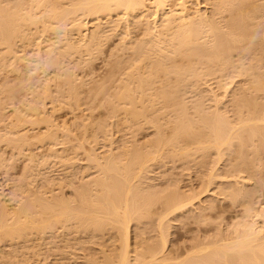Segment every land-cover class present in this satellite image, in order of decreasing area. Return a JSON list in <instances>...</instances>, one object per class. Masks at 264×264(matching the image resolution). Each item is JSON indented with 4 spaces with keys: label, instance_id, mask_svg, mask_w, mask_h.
<instances>
[{
    "label": "rangeland",
    "instance_id": "rangeland-1",
    "mask_svg": "<svg viewBox=\"0 0 264 264\" xmlns=\"http://www.w3.org/2000/svg\"><path fill=\"white\" fill-rule=\"evenodd\" d=\"M3 0H0V7H2V3H3V6H7V5H9V7H11V6H15V4H14V2L16 3L17 2V0L15 1H13V0H4L3 2H2ZM9 1H11L12 3L10 4V2ZM64 1L65 0H63V2H61V3H64ZM152 0H148V5L150 4L149 2H151ZM173 1V0H172ZM192 1V2H191ZM209 1V2H208ZM197 0V2L194 0H190V2H191V4H189V5H191V7H192V3H193V7L192 8H200V9H202V11H204L205 10V12L204 13H208L209 14V11L210 12H212L210 9H212V1H214V0ZM8 2H9V4H8ZM66 2V1H65ZM196 2V3H195ZM210 2H211V4H210ZM6 3V4H5ZM18 3H19V0H18ZM17 3V4H18ZM175 3V0L172 2V4L171 3H169L170 4V6L171 5H175L174 4ZM13 4V5H12ZM66 4V3H65ZM146 4V5H147ZM151 4H152V2H151ZM150 4V5H151ZM196 4H199V7H198V5H196ZM208 4V5H207ZM210 4V5H209ZM13 6V7H14ZM169 6V7H170ZM8 8V7H7ZM194 9H192L193 11H194ZM197 9H195V10H197ZM209 10V11H208ZM193 11H192V13H193ZM207 11V12H206ZM41 12H39L38 14L39 15H41L40 14ZM119 13V14H118ZM118 13H116V12H114V14H113V12H112V14L108 17V16H106V18H105V16H103V15H99L100 16V18H101V22H100V19L98 20L97 19V16L96 17H94V19L92 18V17H89V18H84L82 21H85V22H90L92 25H90L89 24V26H91V27H89V28H91V30L94 28V25H97L96 23H98L97 22V20L100 22V23H98V24H101V28H102V30H103V35H102V37H103V44H101L99 47H93V49H96V50H94L93 51V49H92V51L91 52H85L84 53V51L83 50H81V53H76L77 55H75V56H77L76 57V59L73 61V60H71V57H70V60L71 61H69V57L67 58V57H65L64 56V58H67L66 60L67 61H69L68 63H67V61L64 59V58H62V61H63V63H62V61H61V58H59V62H61L60 63V65H57V67L56 66H52V68H50L51 66H49L50 65V63H49V65H48V63L47 62H50V61H52L53 59H51V58H53V57H55L56 56V54H53L52 56L53 57H51L50 56V61H47L46 59H44V58H46L45 56H47V59L49 60V58H48V51H50L49 49H53L52 51L53 52H51V53H58V52H60V54H62L61 53V49H62V51H64V49H65V51H66V48L68 47V45L66 46V44L64 43L65 41H67L68 43L70 42V37L72 36H70V37H68L69 39V41L66 39V38H64V34L63 33H60V32H62V31H60V32H58L59 33V35H57V34H53L52 32H50V30H49V28H53V30L55 31V25L52 27V26H50L49 27V25L48 24H50L48 21H47V19H45L44 20V22H43V25H45V21H47V23H46V25L45 26H47V29H46V27H45V29H46V33H43V31H44V26H43V29L41 28L42 26H41V22H38L40 25H36L35 27H36V30L38 29V31H39V34L37 35V32L38 31H36V30H34V25H32L31 27V30H30V32L29 31H27L26 29H25V32L27 33V35L25 34V38L23 37V35H20V37H22V39L20 40L19 38L20 37H18V39L20 40H18L17 39V41L18 42H16V40H14L15 41V43L13 44V47H15V50H14V48L12 47V50L14 51V52H16V54L12 51V50H9V52H11L12 51V53L13 54H15V56L17 55V56H19V59H20V61H21V63H19L20 61H19V59H18V57H17V59L15 60V62L17 61H19L18 63L16 62V64H19L18 65V67H17V65H15L16 67H13L14 65H12L13 63H11V66H9L8 64H10L7 60H9V59H7V57L8 56H6V54L5 53H7V52H5V50H4V55L2 56L1 55V52L3 51V48L5 47H1L2 48V51L0 50V58L2 59V57H3V59H5L4 60V62L5 61H7V63L5 64V65H8V66H5V67H2V64L3 63H1L0 65V69H1V67H2V69L0 70V206H1V208L2 209H0V215H2V214H5V211H6V213L8 212V210H9V214L11 213V216H10V219L11 220H13L14 218V216L12 217V215H14L16 212V216H17V214H18V212H20L22 209H20V208H22V206L24 207V208H26V206H27V203H31V204H33L34 203V205L36 206H34L35 208V210H37L36 211V214H37V217H36V215H33V216H35L37 219H39V220H42V219H40V218H38V217H42L43 215H44V217H45V213H43V215L41 216V215H39L41 212H43L44 211V209H46L47 207V205H48V201H49V203L52 201L53 202V200L54 201H57V199L55 200L54 199V197H56L57 198V195H58V199L60 200L59 201V203H61V200L64 202V204L66 203V204H68V205H66V206H70V207H72L69 211H72L73 209V212H75V211H77V212H75L76 214H71L70 212H67V214H69V216L70 215H72V218H70V217H68V219L70 218V220H67V219H64V220H62V222L64 223L65 222V224L63 225V223L61 222V223H58L57 224V222H56V225H54L53 224V226H57L56 228L54 227V229L52 228V226H48V225H46L45 226V224L43 225H41V224H38V225H35V226H32L34 229L29 233V231H27L28 233H26V235H24L25 237H26V239L25 238H21V240H23L22 242H21V240L20 239H18V237H13L14 239H16L15 241H13V238L11 237V238H9V239H6V237L4 238L2 235V237L0 238L1 240V242H0V264H92V262H93V260L95 261V259H97L95 262H97L96 264H100V263H105V261H106V259H104V256H106L107 258H108V255H110L111 253V255L109 256V259H107V261H106V263L108 262V261H110V259L111 258H115L114 257V255H118V253L120 252L119 250H120V248H121V244H122V241L121 240H119V239H121V238H119V237H121V235H118L120 232V230H118V228L120 229V227L119 226H116V227H114V224H113V222H112V220H111V222L108 220V219H106V217L104 216V215H106V214H102V211L105 209V205H104V208H103V210H101L102 209V207H101V209H100V211H101V213H100V211L98 212L97 210L99 209H97V208H94V206L92 205V207H90L91 205L89 204L88 206L89 207H85V205L89 202L90 203V200H88V201H86L87 203H85L84 201L85 200H87L88 198L89 199H93V200H91V201H93V204L95 203V202H97V201H94V200H97V199H99L100 200V202L101 201H104L105 200V196H107V195H112L113 194V192H111L110 190L111 189H113L114 190V196L115 197H113V195H112V197L110 198V195L108 196V197H106V202H107V198L108 199H112V201H113V199H114V201L115 202H118V201H116L117 199H119V198H117L116 196H117V194L116 193H120V189L122 188V187H120V185L121 186H123L124 185V182L125 181H122L123 180V178L122 177H124V180H126L127 181V178H129V177H127L126 178V176H125V174L126 173H124V172H127V173H129L130 174V171H131V167L132 166H137V163L140 165V163L143 165H141V167L144 169H142V171L143 172H140L141 174H142V176L143 175H145V178H144V176L142 177L143 179H142V181L141 180H138L139 178L138 177H136V179L138 180V182H137V180L135 179V181H136V183L134 182V183H132V185L133 184H135L134 186H132L133 188H134V190L138 187H142V189L145 187V188H147V187H150V188H147L148 190H145V188H144V190H142L141 189V187H140V189L138 190L139 191V193L136 191H134V193H137V194H140L141 193V191L140 190H142V191H146V192H148L149 190V192L150 193H152L151 195L149 194H145L146 196H147V198L148 199H145V198H140L137 194L136 195H134V197L136 196L137 198H138V200L137 199H134V197L132 196V194H131V196H132V198L134 199V200H136L137 202L139 201V198H140V200L142 199V203L144 204L145 202L143 201V199L144 200H149V202H150V200H152L153 201V203L151 204V202H150V204L149 203H145V207H147L146 205H150V207L148 206L145 210H143V207L144 206H141V207H138L140 204H141V202H140V204H139V202H138V208L137 209H139V208H141V210H143L142 211V213L140 214L139 212H138V214L137 215H135L134 216V218H133V220L131 221V226H130V242L132 243L131 244V247L132 246H134L133 247V249H131L132 251L133 250H137V248L140 250V251H143V249L145 248V246H147V244L148 245H151V244H149V243H156V245H158L159 246V244H160V240H162V239H160V235H161V233H160V231H158V229H159V221L161 220L160 219V217L161 216H163L162 214H165V211L167 212V209H165V207L167 208V205H165L166 203H164L165 201L166 202H170L171 204H173L172 203V201H174L175 203L177 202V200H178V197H179V200H180V198H181V196H182V201H187V199H188V201H190L189 200V196H186V195H190V198H191V201L193 202V203H195L193 206H192V208H190L189 206V208L191 209H189L188 207V211H181L180 213H179V211L178 212H175V214H173V215H171L170 217H167V219L165 220V222H167V220H168V225L167 226H169V231H168V229H167V231H168V233H167V231H164V232H166L165 233V237H166V235L168 236V252L167 253H170L171 251L170 250H173L174 252H175V249L177 250H179V252L181 251V249H183V251L185 250V249H188V251H189V249L192 247V245L193 246H195V247H197L198 245L200 246V245H206V244H209V243H223V241H224V243L225 242H232L233 240H236L237 238H239V237H242L241 235H243V236H245L246 235V233L247 232H250L251 234H254L255 232H258L261 228H264V167H262V166H260L259 168H263V170H262V172H261V169H256V168H254V166H257V168H258V165H257V163L258 164H261L260 162H259V157L258 158H256V156H254V154H253V157L252 158H256L257 160H258V162L254 159V160H252V161H256L257 163H255V162H252V164L253 163H255L256 165H254L253 167L251 166V164H250V162L251 161H249V163L247 164V162H246V164H247V166L245 165V164H243L242 163V160H241V158L240 159H238V157L236 158V156H237V154L239 155V153H240V157H242V156H245L246 154L245 153H247V155L249 156V154H248V150L246 151L245 149H246V147H247V149H248V147L250 148V147H252L251 145H252V143H257V141H255L257 138H252V136H251V138H249V136L248 137H244L242 134V137H244V139L245 140H248L249 139V141L250 142H245V144H246V147H244L243 146V148H239L238 149V147H237V149H236V145H237V143L236 142H234V144L236 143V145L234 146V144H233V146H234V148H233V146H232V148H231V152L228 150H226L225 151V148L227 147V146H225V148L223 149H221V151H223L222 153H220V155L219 156H217L218 155V153L220 152V150H219V152H216L215 150L216 149H214L213 150V152L212 151H208V154H207V151H206V148H204L207 144H208V141H209V139L207 140V138H208V136H206L207 134L206 133H208V132H206L205 133V131L207 130V129H205V126H201L200 124L202 123V121L200 122L199 120H198V118H200L199 116H200V114H199V116H198V118H197V110L199 111L200 109H201V113H203V111L205 112V115H206V113H213L214 112V109L217 107L216 105H219L220 104V106H219V108H221L220 110H222L221 111V113L223 114V115H221L220 114V110H218V111H215V115L214 114H210L211 115V117L214 115L215 117H217V112H219V114L223 117V116H226V115H228V116H226L227 117V119H228V117L229 116H231V117H229V121L230 122H228V121H226L227 123H228V125H230L231 124V122H233L234 124H232V125H230V126H235V125H237V124H239L240 122L238 121V120H240V118H239V116L241 117L242 115H243V117H241V119L243 118V119H249L248 117H247V114H249V109L247 108V112L245 111L246 110V105L245 104H243V102H241V103H239V104H241V105H239L238 104V106H241L240 107V109H236L237 108V106L235 107V104L237 105V103L239 102V101H237L236 102V97L237 98H239L240 97V95L242 96V95H244V94H242V92L245 90L246 92H248L247 90H248V88L249 87H253L252 88V90L254 89V86H250V85H252V84H249V82L251 83V81H249L248 79H249V76H247V75H245V74H243L242 73V69H239V68H244L243 66H240L241 65V62L239 61V60H237L238 59V57H236V54H237V56H238V52H236V53H234L233 55H234V57H233V59L231 58L229 61H232V63H230V64H234V63H236V65L237 64H239V66L237 65V67H236V65H235V67H234V65H233V67H232V65H228V66H231L230 68L229 67H227V71L228 72H226V73H224L223 74V77H222V74H220V73H217L215 76H214V74H213V76H209L208 78H205L204 79V82H199V79L197 80L198 82H195L194 80H192L193 81V83L192 82H189V81H187V83H192L193 85H194V83H196L195 85L197 86V85H199V84H201L202 83V85H199V86H201V87H192L193 85H190V84H187V83H185V84H187V86H185L184 85V87L185 88H191V89H193V90H189L188 89V91L185 89V88H183L182 87V89H185V91H181L184 95H182V94H180V93H178L179 94V96L180 95H182V97L180 96H178V94H176L177 95V97L178 98H181L180 100H182V101H179L178 99H177V101L179 102V103H181L182 105H184V107H185V104L186 105H188V106H186V107H188V110H187V108H186V110L188 111H186L185 110V115H186V112H187V114L189 115V114H191L194 110L193 109H190V108H195L196 106L195 105H193L192 104V101H193V103L195 104V103H197L196 105H201V104H203V105H201V107H205L204 109L203 108H201V107H199L200 109H198L197 108V110H195V112H196V114H195V112H193L196 116H195V118H194V115H193V121L195 122V120L196 121H199V122H197V124H195L193 121H191V116L192 115H190V116H187L188 117V120H189V118H191L190 119V122H193L194 124H192L191 125V123H190V125H188V127L187 128H189V127H191L192 126V130H194V131H192L191 130V132H192V134L193 135H195V133H197L198 135H199V133H201L200 135H202L201 137H198V138H194L195 140H196V143H198L197 141L198 140H200L201 138L203 139V136H204V138H205V136L207 137L206 138V140H207V142H203V144H202V141H206V140H200L201 141V143L199 142L198 144H196L195 143V141H194V139H193V136H192V134H190L191 132H188L187 130L188 129H186L185 131H183L181 134L183 135L184 133H186V136H188V135H190L189 137H191L192 136V139L190 138V139H188V138H186V136H185V134L183 135V136H185V137H183V139L186 141V142H188V141H192L191 143H193V141H194V144L195 145H201V146H195L194 144H192V145H194V147L196 148V149H199V150H196V152L195 151H191V149L193 148L194 150H195V148L191 145V147L192 148H189L190 146H188V148L190 149V151L189 150H187L188 152H190V153H188L189 155H188V157H187V151H185V152H179V150L180 149H182L183 147L181 146L180 147V149L178 148V146L177 147H175L174 148V145L172 144L171 146H172V149L174 148V149H177L178 148V150L176 151V150H174L176 153H175V156L174 155H172L171 153L172 152H174V151H172V149H171V146L169 145V143H168V145L170 146L169 148H170V154L173 156V157H171V155L170 156H168V151H169V148H168V145L166 146H164L163 148H162V145H160V143H156V146H155V142H157L158 141V139L156 140H154V138H153V136L154 137H156V134H157V132L159 133V128L160 127H162L161 129H162V132H161V129H160V133L159 134H162L163 132H165V133H163V135L161 136V135H159L158 134V138L160 139V140H162V138H164L163 139V142H167L166 141V137H167V135H169L167 138V140L169 141V139L170 140H174L175 138L174 137H172L171 135L173 134V135H175L176 134V132H174V131H176V125L174 124L176 121H178V119L176 120V121H174L173 120V118H178V117H176V116H178V115H175V117H173V115H174V113H178L177 112V110H175L176 108H173V104L172 103H166L167 105L168 104H170V105H168V108H170L171 109V107H172V109H174V111L175 112H173V110L172 111H168V112H170V114L166 111V114H165V116H163V117H160V116H158V115H156L157 117H159L158 119L159 120H157V121H159L158 123H157V121L155 122V120L157 119V118H155V119H153L154 117H156L154 114H152V115H150V116H152L153 117V115H154V117L152 118H150V119H152V123H151V125L153 124V123H156V125L154 126V125H152V126H149V129H148V126L146 125V124H143V123H145V120L143 121L142 119H143V117H135L136 119H138L137 121L135 120V121H133L131 118H133L134 119V116L132 117V116H128L127 114L129 113V111L131 110V109H127V113H126V115H127V117H131L130 119L129 118H127V117H125L126 115L125 114H122V112H124V110H122V112L119 110V114L117 115V116H120V117H117L116 115H115V112L119 109V105H118V101L115 99V98H113V99H115L116 101H114V102H112V103H110L111 101H113V99L111 100V98H109L111 95H110V91H112V92H117L118 90H121L120 89V85H119V83L117 84V81H118V79L120 80V78L122 79V77L120 76V71L122 70V68H124V67H122V68H120L119 67V64L120 63H124V66H126L125 68H124V70L122 71L123 72V75L127 72V74L129 73V72H131V70L132 69H130V67L131 68H133L134 70H132L133 72L132 73H134L135 74V76L136 77H138V75H136L137 73H135V71H137V68H136V70H135V68H134V63L133 62H131V63H133V66H131L132 64H130V61L129 60H131V58H133V56L135 55V54H137V53H135L136 52V50L135 49H137V46H138V44L140 45L141 43L140 42H142V39H143V41H144V39H145V42H146V40L149 42L150 40V38L151 37H149L150 36V34H151V32H150V30H149V27L150 26H153L154 27V18L153 17H151V16H149V15H151V12H150V14L149 13H147V14H149L148 16H149V18L147 19V18H145L144 17V20L141 18V20H139L140 18V16L139 17H136V18H126L125 16H123V13L120 11V12H118ZM121 14V15H120ZM211 14V13H210ZM81 15V14H80ZM106 15V14H105ZM108 15V14H107ZM120 15V16H119ZM227 15V14H226ZM225 15V17H226V19L224 20V21H226L227 19L229 20V13H228V15L226 16ZM123 16V17H122ZM82 17V16H81ZM83 17H85L84 15H83ZM108 17V18H107ZM121 17V19H119ZM124 17H125V19L127 20V21H125V19H124ZM228 17V18H227ZM90 18H92V19H90ZM97 20H96V19ZM105 18V19H104ZM111 20H110V19ZM119 19V20H116V19ZM139 18V19H138ZM79 19H81V18H79ZM79 19H77V20H79ZM134 20V22H133V20ZM139 20V21H136V20ZM149 20L150 22H151V25L150 24H147V23H150L149 21H145V20ZM95 20V21H94ZM106 20H107V22H106ZM131 22H129V21ZM162 20V19H161ZM228 20L226 21V22H228ZM259 20V19H258ZM257 20V21H258ZM109 21H111L109 24H108V22ZM117 21V23H115ZM122 21H124V22H122ZM140 21H142V22H140ZM144 21V22H143ZM263 21V20H262ZM94 23V25H93V23ZM140 23V25L139 26H137V23ZM147 22V23H146ZM253 22V21H252ZM260 22H261V20H260ZM259 22V23H260ZM104 23V24H103ZM118 23H121V24H118ZM144 24V25H146V26H142V24ZM153 23V24H152ZM254 24H256V20H254V22H253ZM253 23H251V24H253ZM102 24H103V27H102ZM106 24V25H105ZM109 26H108V25ZM125 24L127 25V26H125ZM132 24V25H131ZM159 25H160V22L158 23ZM253 24V25H254ZM51 25V24H50ZM120 25V26H119ZM134 25V26H133ZM148 25H149V27H148ZM224 25H225V22H224ZM41 26V27H40ZM93 26V27H92ZM98 26V25H97ZM113 26V27H112ZM118 27L117 29H115L116 27ZM124 26V27H123ZM134 28V30H133V28ZM49 27V28H48ZM56 27H57V25H56ZM107 27V28H106ZM110 27H112V28H114V29H112V28H110ZM120 27V28H119ZM122 27V28H121ZM126 27V28H125ZM128 27V28H127ZM137 27V28H136ZM264 27V26H263ZM262 27V28H263ZM30 28V27H29ZM28 28V29H29ZM59 28V27H58ZM109 28V29H108ZM123 28H124V30H123ZM132 28V29H131ZM105 29V30H104ZM111 29V30H110ZM125 29H127V30H125ZM146 29H148V31L150 32V33H147L148 31L146 30ZM42 30V31H41ZM56 30H58L57 28H56ZM107 30V31H106ZM119 30V31H118ZM120 30H122V31H120ZM132 30V31H131ZM136 30V31H135ZM153 30V28L151 27V31ZM264 30V29H263ZM112 31H114V32H112ZM117 31H118V33H117ZM125 31V32H124ZM147 31V32H146ZM35 32V34H32V33H34ZM42 32V33H41ZM49 32V33H48ZM56 32V33H57ZM118 34H116V33ZM108 33V34H107ZM125 33V34H124ZM30 34V35H29ZM45 34V35H44ZM61 34L63 35V36H61ZM110 34L112 35V36H110ZM129 34V35H128ZM146 34H147V36L149 37L148 39H146L147 38V36H146ZM29 35V36H28ZM43 37H42V36ZM108 37H107V36ZM121 35H123V36H121ZM31 36V37H30ZM128 36H130V37H128ZM30 37V38H29ZM42 37V38H41ZM106 37V38H105ZM28 38V39H27ZM60 38V39H59ZM108 38V39H107ZM16 39V38H15ZM24 39V40H23ZM63 39H65V41L63 40ZM72 39H73V37H72ZM22 40H23V43L21 44V43H19V42H22ZM30 42H29V41ZM63 41V43H62V41ZM255 40V39H254ZM101 41H102V38H101ZM100 41V42H101ZM104 41H106V42H104ZM138 41H140V42H138ZM257 41L259 42L260 40H258V39H256V41H254V43H257ZM124 43L123 45H122V43ZM128 42V43H127ZM133 42H134V44H133ZM144 42V44L146 45L147 43H145ZM252 42V40L250 41V43ZM16 43H19V44H17L16 45ZM26 43V44H25ZM30 43V44H29ZM102 43V42H101ZM138 43V44H137ZM249 43V44H250ZM253 43V42H252ZM29 44V45H28ZM132 44V45H131ZM143 44V43H142ZM142 44L140 45V47L142 46ZM14 45H16V46H14ZM63 45V46H62ZM64 45L66 46V47H64ZM127 45V46H126ZM133 45H134V48H133ZM251 45V44H250ZM3 46V45H2ZM25 46V47H24ZM53 46V47H52ZM122 46V47H121ZM130 46V47H129ZM147 46V45H146ZM146 46H144V47H146ZM19 48V49H17V48ZM52 47V48H51ZM62 47H64V48H62ZM102 47H103V49H102ZM128 48V49H126V48ZM140 47H139V49H140ZM143 47V48H144ZM0 48V49H1ZM6 48V47H5ZM24 48H25V51H24ZM60 48V49H59ZM125 48V49H124ZM132 48V49H131ZM142 48V49H143ZM247 48H248V46H247ZM249 48H250V46H249ZM21 49V50H20ZM134 49V50H133ZM141 49V50H142ZM145 50H147L148 49V47L147 48H144ZM8 50V49H7ZM17 50H20L21 51V53H20V51L19 52H17ZM59 50V51H58ZM99 50V51H98ZM101 50V51H100ZM144 50V51H145ZM65 51H64V53L63 54H66L65 53ZM135 51V52H134ZM138 51H140V50H138ZM137 51V52H138ZM7 53V55H11L12 53ZM40 52V53H39ZM83 52V53H82ZM96 53V54H94V56H92V55H90V56H92V57H89L88 58V56H89V54L90 53ZM100 52V53H99ZM134 52V53H133ZM24 53V54H23ZM28 53V54H27ZM86 53L88 54V55H86ZM144 53H146V51L144 52ZM143 53V50L138 54L139 56H140V54L142 55V54H144ZM3 54V53H2ZM11 55L12 57L14 56V55ZM21 54H22V56H21ZM26 54V55H25ZM50 54V53H49ZM59 54V53H58ZM83 54H85V55H83ZM134 54V55H133ZM35 55H40L38 58H37V56H35ZM43 57H42V56ZM78 55H79V57H78ZM84 57H83V56ZM96 55V56H95ZM136 56L135 58H138L139 56ZM251 55H253V54H251ZM250 55V56H251ZM2 56V57H1ZM4 56H6L5 58H4ZM143 56V55H142ZM250 56L248 57V56H246V57H248V58H250ZM25 57V63H24V60H23V58ZM29 57H31V58H29ZM34 57H36L38 60L39 59H41L40 57H42V60H40V61H42L41 63H39L40 65L42 64V65H44L45 63H43L45 60L47 61H45L47 64V66H49L48 68H46L45 66H42V67H44V68H42L39 64H38V62H40V61H38L36 58H34ZM58 57V56H57ZM60 57V56H59ZM72 57H74V55L72 56ZM80 57L81 58H83V59H80ZM11 58V57H10ZM14 58V57H13ZM12 58V59H13ZM26 58H28L27 60H26ZM33 58V59H32ZM77 58L80 60H77ZM88 60H87V59ZM139 58H141V56L139 57ZM236 60H235V59ZM2 59V60H3ZM15 59V58H14ZM36 59V60H35ZM85 59V60H84ZM94 59V60H93ZM65 60V61H64ZM83 60H84V62H83ZM91 60H92V62H91ZM133 61H135V64L137 63V66H138V61L140 60V59H137V62H136V59L134 60V59H132ZM131 60V61H132ZM173 60V59H172ZM171 60V61H172ZM175 60H176V58H175ZM178 60V59H177ZM177 60L175 61V63L177 62ZM247 59H245L244 60V62H242V64L244 63L245 65L247 64V62L248 61H246ZM1 61V60H0ZM11 61V60H10ZM13 62H14V60H12ZM75 61H77V62H75ZM87 61V62H86ZM121 61V62H120ZM129 63H128V62ZM171 61H168L167 60V62H171ZM174 61V60H173ZM179 61V60H178ZM236 61V62H235ZM23 62V63H22ZM91 62V63H90ZM127 62V63H126ZM167 62H166V64H167ZM184 62V61H183ZM238 62V63H237ZM246 62V63H245ZM26 63H29V64H26ZM36 63L38 64V66L36 65ZM116 63H117V65H116ZM171 63H173V62H171ZM178 63V62H177ZM187 62H185V63H182L181 65L183 66V64L185 65ZM27 65V66H23V65ZM32 64H34L35 66H37V68L35 67V66H33ZM71 64V65H70ZM74 64H80V65H82V68H80L81 66L80 65H74ZM85 64V65H84ZM90 64V65H89ZM201 64L202 63H200V67H201ZM32 65V66H31ZM123 64H121L120 66H122ZM128 65L130 66V67H128ZM170 65V67L172 66V64H169ZM176 65H178V64H176ZM180 64H179V66H181ZM3 66H4V64H3ZM40 66V67H39ZM149 66V65H148ZM147 66V67H148ZM186 66V65H185ZM188 66V65H187ZM22 67V68H21ZM24 67V68H23ZM29 67H30V69H29ZM67 67H68V69L70 70H68L67 69ZM70 67H71V69H70ZM73 67V68H72ZM75 67V68H74ZM150 67V66H149ZM199 67V66H198ZM199 67V68H200ZM15 68V69H14ZM33 68H35V69H33ZM67 70H66V69ZM198 68V69H199ZM203 68V67H202ZM233 68H235V71L233 70ZM237 68V69H236ZM19 69V70H18ZM64 69V70H63ZM74 69H75V71H74ZM78 69V70H77ZM197 69V68H196ZM201 69V68H200ZM199 69V70H200ZM230 69V70H229ZM232 69V70H231ZM56 70V71H55ZM67 72H66V71ZM126 70V71H125ZM147 70V69H146ZM204 69H202L201 71H203ZM239 70V71H238ZM241 70V71H240ZM62 71H63V73H65V74H62ZM69 71V72H68ZM72 71V73H71V75H70V72ZM76 72V73H74V72ZM141 71V70H140ZM200 71V72H201ZM121 72V73H122ZM125 72V73H124ZM139 72V71H138ZM205 72H207L206 70H205ZM204 71L201 73L202 75L200 76V74H199V76L201 77V79L200 80H202L203 81V73L204 74H206ZM233 72V74H231ZM235 72V73H234ZM236 72H238V73H240L239 75L241 76V74H242V77H239V76H237L238 75V73H236ZM74 73V74H73ZM141 73V72H140ZM140 73H138V74H140ZM199 73V72H198ZM57 74V75H56ZM60 74H61V76H60ZM126 74V75H127ZM207 74H209V73H207ZM70 75V76H69ZM122 75V74H121ZM122 75V76H123ZM129 75H130V73H129ZM211 75H212V73H211ZM228 75H230V76H228ZM232 75V76H231ZM234 75V76H233ZM63 76H65V77H63ZM68 76L69 77H72L71 79L73 80L72 82H71V84H74L73 86H71L70 84V87H69V89H68V87L65 85V84H67V83H65V82H67L68 80H66V77L68 78ZM125 76V75H124ZM124 76H123V79L122 80H124V82L126 81V78H128V76H126L125 78H124ZM163 76V75H162ZM161 76V77H162ZM174 76V75H173ZM173 76H171L170 77V81L172 82V84H175V82L177 81V76L175 77L174 76V78L175 79H173ZM205 77L206 76H208V75H204ZM245 76V77H244ZM246 76H247V79H246ZM60 77V78H59ZM219 77V78H218ZM63 78H65V79H63ZM220 78H226V79H224L223 81H222V79L220 80ZM228 78V79H227ZM71 79H69V82H70V80ZM110 80V79H112V80H110V81H107V80ZM217 79V80H216ZM220 81H219V80ZM66 80V81H65ZM122 80H120V81H118V82H121ZM128 80H130V81H132L131 79H129L128 78ZM128 80L126 81V83H124V86H125V89H126V85H128V84H130V81H129V83H128ZM137 80V79H136ZM157 80V82H156V84L157 83H159L158 82V79H156ZM169 80H164V82L163 83H165V81H166V83H167V81H168V83H169ZM250 80H251V78H250ZM36 81H38V82H36ZM42 81H44V82H42ZM46 81H47V83H46ZM112 81V82H111ZM115 81V82H114ZM162 81H163V79H162ZM247 81H249V82H247ZM40 82H42V83H44V87L41 85L42 83H40ZM68 82V83H69ZM103 82H105V83H103ZM107 82H111V84L112 85H108L109 83H107ZM171 82L169 83V85L171 84ZM174 82V83H173ZM40 84L39 86L37 85V84ZM84 83V84H83ZM101 83L103 84V85H101ZM168 83L164 86V88L166 89V90H168ZM36 84V85H35ZM48 84V85H50V86H48V87H51V89L52 90H50V91H53L54 92V98L52 97L51 99H53V100H49V101H53V103L52 102H48V100H47V102H48V105H47V103H46V108H47V110H46V113H47V111L49 110L50 111V113H49V111H48V114H44L43 112H42V110L40 111V112H42V114H44V115H42V114H40V112L38 111V113L36 112V113H34V112H32V113H30V111L29 110H31L30 109V107L29 106H31L32 105V102L33 101H36V98H37V96H38V93H41V92H43L44 91V89H45V87H46V85ZM81 84V85H80ZM98 84V85H97ZM108 85V88L107 87H104V85ZM121 84H122V82H121ZM126 84V85H125ZM136 84V83H135ZM155 84V85H156ZM162 84V82H160V85ZM171 84V85H172ZM64 85V86H63ZM68 85V84H67ZM100 85L101 86H103V87H101V88H103V89H101L100 88ZM105 85V86H106ZM113 85H115V86H113ZM133 86H135L134 84H132ZM155 85H153V86H155ZM168 85V86H167ZM188 85H190L191 87H189ZM31 86V87H30ZM38 86V87H37ZM65 86L67 87V88H65ZM82 86H83V88H82ZM97 86V87H96ZM114 88H113V87ZM118 86H119V88H118ZM122 86H123V84H122ZM123 86V87H124ZM132 86V87H133ZM167 86V87H166ZM247 86V87H246ZM249 86V87H248ZM35 87H37V89L35 88ZM40 87V88H39ZM41 87H42V89L43 90H41ZM72 87V88H71ZM73 87L74 88H77L78 90H76L75 89V91H74V93L76 92L77 94L80 92V96H81V99H80V101H79V103H81V104H77L78 103V101H76L77 99H79V98H72V99H76V100H70L71 99V97L74 95V93H73V95L71 96V95H69V94H65L64 92H63V89H64V91L65 90H67V92L66 93H68L69 91H72V89H73ZM94 87H95V89H94ZM112 87V88H111ZM158 87V88H157ZM159 87L160 88H162L163 86H159L158 84L156 85V89H157V91H158V89H159ZM33 88H35V91L36 90H39L40 89V92H37L36 93V95L34 94L35 92H34V89ZM97 88L99 89V90H97ZM110 88V89H109ZM122 88V87H121ZM134 88V87H133ZM196 88H198V89H196ZM200 88V89H199ZM243 88H244V90H243ZM251 88H249L250 89V91H251ZM28 89V90H27ZM103 90H106V91H103L104 93L102 94V91ZM108 89V90H107ZM112 89V90H111ZM135 90L133 91V93H135V92H137V94L135 93V97L136 96H138V94H141L140 92H143L142 91V89L140 90V89H136V87L134 88ZM147 89V88H146ZM149 89V88H148ZM152 90H151V92H152V94H155V93H153V92H156V93H159L160 91H161V89H160V91L159 92H157L156 90H155V88H151ZM153 89L155 90V91H153ZM247 89V90H246ZM33 90V91H32ZM74 90V89H73ZM93 90V91H92ZM97 90V91H96ZM140 90V91H139ZM162 90H164L163 88H162ZM166 90H164L165 92H166ZM204 90H206V91H204ZM238 90H239V92H238ZM254 90H256V89H254ZM91 91L93 92V93H91ZM101 91V92H100ZM123 91H125V90H121V92H123ZM169 91H171L170 89H169ZM174 91V90H173ZM178 91H180V89L178 90ZM189 91H191V92H189ZM203 91V92H202ZM208 91V92H207ZM235 91V92H234ZM258 91V90H257ZM31 92H34V93H31ZM53 92H51V95L53 94ZM82 92V93H81ZM88 92H90L91 94H94V92H99V93H95L94 95H90V94H88ZM111 92V94H112V96H114L113 94L114 93H112ZM163 92V91H162ZM172 92V91H171ZM175 92V91H174ZM186 92V93H185ZM190 93V95H188V93ZM194 92V93H193ZM211 92V93H210ZM255 91H253V92H251V93H249L248 92V95H247V93H245L246 95H245V98H244V100H243V98H242V101H244V103L246 102L245 101V99L246 98H249L251 95H249V94H253ZM262 92H264V91H262ZM63 93L65 94V95H63ZM108 93V94H107ZM117 93H120V91L119 92H117ZM205 93V95H206V93L207 94H210V96L209 95H206L207 97H205V95H203ZM212 93H215V94H217L216 95V97L212 94ZM237 93H239V94H237ZM258 93H261V92H255V94H258ZM32 96H31V95ZM34 94V95H33ZM72 94V93H71ZM100 94V95H99ZM106 95L105 96V98H103L102 97V95ZM170 94V93H169ZM172 94H173V92H172ZM192 94H194V95H192ZM201 95V97H200V95ZM264 94V93H263ZM262 94V96H264ZM67 95H68V97L69 96H71V97H67ZM78 95V96H79ZM99 95V96H98ZM229 95V96H228ZM230 95H231V97H230ZM235 95V96H234ZM237 95V96H236ZM34 96V97H33ZM76 96V95H75ZM77 96V97H78ZM86 96H87V98H86ZM109 96V97H108ZM116 96V95H115ZM140 96V98H141V95H139ZM139 96L136 98V99H139ZM196 96H197V98H196ZM229 97V99H228V97ZM234 98H233V97ZM253 96H254V94L252 95V97H250V99H251V101H252V98H253ZM256 96V95H255ZM254 96V97H255ZM261 95H259L258 94V96H256V97H258L257 99H259V97H260ZM66 97L68 98V100L66 99ZM84 97V98H83ZM94 97V98H93ZM95 97H97V98H95ZM185 97V98H184ZM192 97H193V100H192ZM210 97V98H209ZM214 97V98H213ZM224 98L223 100H224V104L223 103H221V102H223V100L221 99V102L220 103H216L214 100L216 99V100H220V98ZM242 97H244V96H242ZM107 98H109V99H107ZM151 98V97H150ZM195 98V99H194ZM200 98H202L203 100H206V101H203L202 99V102H200L201 100H200ZM227 98V99H226ZM261 98V97H260ZM32 99H34L33 101H32ZM233 99V100H232ZM239 99H241V97L239 98ZM249 99V100H250ZM253 99H256V98H253ZM256 99V102H254L255 104H258V105H260V104H262L261 102H262V100L264 101V97H262V99H261V102H259L260 101V99L259 100H257ZM56 100V101H55ZM111 100V101H110ZM141 100V99H140ZM139 100V101H140ZM147 99H145V101L143 100V101H141V102H144V103H142L141 104V106H144V104L146 105V106H144L145 108L146 107H148V105L150 104V106L152 107V102L150 101V99L148 100V102H151V103H146L147 101H146ZM185 100L187 101V102H185ZM197 100V102H194V101H196ZM219 100H218V102H219ZM232 100V101H231ZM238 100V99H237ZM246 100H248V99H246ZM248 100V101H249ZM104 101V102H103ZM159 102H157L158 104L160 103V100H158ZM176 100H175V104H176V102H177ZM213 101V102H212ZM229 101V102H228ZM231 101V102H230ZM236 102V103H234L233 104V102ZM250 101V102H251ZM254 101V100H253ZM253 101H252V103H253ZM116 102V103H115ZM164 101H162L161 100V103L159 104V106H161V107H159L158 105L157 106H155L156 108H155V110H151L153 113L155 112V114H157V112H158V114L159 113H162L163 114V112L165 113V110L164 109H166V104H165V106H163L164 105V103H163ZM183 102H184V104H183ZM189 102V103H188ZM215 102V104H212V103H214ZM258 102V103H257ZM35 103V102H34ZM55 103V104H54ZM106 103H108V104H106ZM113 103L115 104L114 106H116V105H118V108L117 107H113L112 105H113ZM191 103V104H190ZM231 103V104H230ZM264 103V102H263ZM102 104V105H101ZM110 104V105H109ZM148 104V105H147ZM163 104V105H162ZM171 104H172V106H171ZM174 104V105H175ZM221 104L223 105L222 107H221ZM228 104H230V105H228ZM233 104V105H232ZM27 105H29L28 107H27ZM80 107H79V106ZM124 105V104H123ZM123 105H121V107H124ZM177 105V104H176ZM175 105V106H176ZM179 105V104H178ZM182 105H179L178 106V108L180 109V106H182ZM193 105V106H192ZM206 105V106H205ZM209 105V106H208ZM216 106V107H214V106ZM225 105H227V106H225ZM232 105V106H231ZM242 105H244V106H242ZM105 106V107H104ZM108 106V107H107ZM111 106V107H110ZM128 106V105H127ZM127 106H125V107H127ZM163 106V107H162ZM170 106V107H169ZM208 106V107H207ZM211 106V107H210ZM225 106V107H224ZM262 106H264V104H262L261 106H260V109L261 110H263L264 109V107H262ZM107 107V108H106ZM130 107H132V106H130ZM140 107V106H139ZM143 107V108H144ZM159 107V108H158ZM190 107V108H189ZM198 107V106H197ZM213 107V108H212ZM245 108L244 109V111H245V115H246V117H245V115L244 114H241V115H237V113H238V111L237 110H241L242 108ZM29 108V109H28ZM110 108H111V110H110ZM117 108V110L115 111V109ZM129 108V107H128ZM137 108H138V104H137V106H136V110H137ZM141 108V107H140ZM139 108V110H143V108H141L140 109ZM144 108V109H145ZM154 108V107H153ZM161 108H162V110H161ZM164 108V109H163ZM208 108V109H207ZM218 107L216 108V109H219ZM223 108H224V110H223ZM263 108V109H262ZM112 109H114V110H112ZM121 109V108H120ZM148 109V108H147ZM147 109H145V110H147ZM151 109V108H150ZM158 109V110H157ZM196 109V108H195ZM202 109H203V111H202ZM234 109V110H233ZM110 110V111H109ZM129 110V111H128ZM135 110V108H134V112L136 111ZM139 110H137L138 112H141V111H139ZM145 110H143V111H145ZM149 110V109H148ZM159 110H161V111H159ZM164 110V111H163ZM169 110V109H168ZM189 110H190V113H189ZM193 110V111H192ZM29 111V112H28ZM112 111V112H111ZM133 111V110H132ZM230 113H229V112ZM243 111V110H242ZM108 112H110V113H108ZM131 112V111H130ZM152 112H150V110H149V113H152ZM223 112H225V113H223ZM25 113H27V114H25ZM30 113V114H29ZM113 113V114H112ZM116 113H118V112H116ZM125 113V112H124ZM131 113H133V112H131ZM131 113H129L130 115H133V114H131ZM136 113V112H135ZM200 113V112H199ZM240 113H241V111H240ZM247 113V114H246ZM161 114V115H162ZM169 114V115H168ZM235 114V115H234ZM50 117H49V116ZM112 115H113V118H112ZM115 115V116H114ZM123 115V116H122ZM168 115V116H167ZM202 115V114H201ZM204 115V113H203V116H205ZM237 115V116H236ZM26 116H30L31 117V120L33 121H29V119H30V117L28 118V117H26ZM46 116H48L47 118H49L48 119V121H50V122H48V121H46L47 120V118L45 119V121H43L42 119H43V117H46ZM108 116H109V119H108ZM122 116V117H121ZM207 116H208V114H207ZM24 117L25 118H28L27 119V122H26V119H24ZM170 117H173L172 118V122H170L171 124L170 125H168L167 124V122H168V120L167 119H169ZM184 117V116H183ZM186 117V118H187ZM219 117V116H218ZM128 120L129 119V124H128V121L126 120V119ZM140 118H142V119H140ZM163 118V120H161ZM164 118H167V119H164ZM202 118V117H201ZM200 118V120H202ZM205 118H207L206 116H205ZM220 118V117H219ZM234 118V119H233ZM237 118H238V120H237ZM34 119V120H33ZM41 119V120H40ZM106 119V120H105ZM39 120H40V123H39ZM117 120H121V122H118ZM122 120H124V122H122ZM141 122H140V121ZM170 120H171V118H170ZM203 120H204V118H203ZM211 120H212V118H211ZM222 120H223V122H224V120H226V119H223L222 118ZM36 121H38V122H36ZM43 121V122H42ZM115 121V122H114ZM125 121H126V123H125ZM167 121V122H166ZM234 121H236V123L234 122ZM32 122V123H31ZM37 124H36V123ZM103 123V125H102V123ZM105 122H107V127H106V123ZM111 122H113L112 124H111ZM151 122V121H150ZM164 124H163V123ZM226 122H224V123H226ZM237 122H239V123H237ZM100 123V124H99ZM116 123H118V124H116ZM141 123V124H140ZM166 123V124H165ZM200 123V124H199ZM226 123V124H227ZM33 126H32V125ZM109 124H111L110 126H109ZM131 124H132V126H131ZM138 124V125H137ZM160 124V125H159ZM162 124V125H161ZM173 124L175 125V126H173ZM222 124V123H221ZM226 124H225V126H226ZM105 125V127H106V129L104 130V126ZM121 125H123L122 127H119V126H121ZM135 125L137 126V128L135 127ZM139 125H143L142 127L144 128L143 130H142V127H140ZM160 127H159V126ZM171 125H172V127H171ZM196 125V126H195ZM53 128H52V127ZM99 126H102V127H99ZM146 126H147V128H146ZM158 126V127H157ZM163 126H165V127H163ZM199 128H198V127ZM96 127H97V134H96ZM99 127V128H98ZM110 127V128H109ZM113 127V128H112ZM138 130L139 128L141 129H139L138 131L139 132H137V130L135 129V128ZM202 127H204L203 129H205V130H203L202 129ZM100 128H101V132H100ZM112 128V129H111ZM117 128V129H116ZM118 128H119V130H118ZM122 128V129H121ZM131 129V132H130V129ZM133 128V129H132ZM151 128V129H150ZM175 128V129H174ZM53 129V130H52ZM95 129V130H94ZM110 129V130H109ZM155 129V130H154ZM158 129V130H157ZM164 129H165V131H164ZM172 129H174V130H172ZM191 129V128H190ZM189 129V130H190ZM202 131H204V133L206 134H202L203 132H201V130ZM50 130H52V131H54L55 133H51V131ZM56 130V131H55ZM104 130V132H107V131H109L110 132V134H105L104 132H102ZM107 130V131H106ZM170 130H172V131H170ZM197 130V131H196ZM200 131V132H199ZM11 132H14V133H12L11 134ZM109 132H107V133H109ZM156 132V133H155ZM175 134H174V133ZM187 132H188V134H187ZM5 133V134H4ZM47 133H48V135H47ZM99 133H101L102 135H100ZM111 133H112V135H111ZM172 133V134H171ZM245 134H248V133H246V132H244ZM4 134V135H3ZM10 134V135H9ZM18 134V135H17ZM20 134V135H19ZM49 134H51L50 136H52V134L54 135L53 137H51L50 138V136H49ZM93 134H96V135H98L97 137H95V135H94V137H93ZM135 134V135H134ZM197 134H196V136H197ZM9 135V136H8ZM15 135V136H14ZM43 135H45V136H43ZM46 135H47V137H46ZM104 135V136H103ZM108 135V136H107ZM110 135V136H109ZM199 135V136H200ZM19 136H25V140L23 139L22 140V138L20 137V139L18 138ZM40 136H42V137H40ZM89 136H90V139H89ZM111 137V138H107V137ZM134 136V137H133ZM165 136V137H164ZM8 137V138H7ZM11 138V140H10V138ZM40 137V138H39ZM44 137V138H43ZM97 138L96 140L95 139H92V138ZM100 137V138H99ZM104 137H105V139H104ZM169 137H171V138H169ZM195 137V136H194ZM13 138H17V139H15L16 141L15 142H11V141H14V139ZM49 138V139H48ZM108 140H107V139ZM129 138V139H128ZM13 139V140H12ZM53 139H55V141H53ZM111 139H112V141H111ZM129 140V142H130V140H132V142L133 141H136L134 144H135V147H137L136 146V144L138 145V147L137 148H135L134 147V144L132 143V142H128V140ZM135 139V140H134ZM187 139H188V141H187ZM198 139V140H197ZM251 139H254L253 141H251ZM10 140V141H9ZM19 140H22L21 142H18ZM102 140H104V141H102ZM106 140H107V142H106ZM147 140H148V142H147ZM152 140H154L153 141V143H152ZM165 140V141H164ZM99 141V142H98ZM106 144H105V143ZM109 142V143H108ZM111 142H113V143H111ZM152 144H151V143ZM159 142V141H158ZM183 142V141H182ZM108 143V144H107ZM116 143V144H115ZM126 143H127V145H126ZM132 143V144H131ZM146 143V144H145ZM149 143V144H148ZM172 143V142H171ZM170 143V144H171ZM190 143V142H189ZM190 143V144H191ZM205 143H207L205 146H203ZM109 144H112V145H114V146H112V145H109ZM130 144H131V146H130ZM140 144V145H139ZM157 144H159V145H157ZM183 144V143H182ZM188 144V143H187ZM187 144H185L186 146H187ZM238 144H240V143H238ZM249 144H251V145H249ZM253 145V147H256V145ZM105 145V146H104ZM109 145V146H108ZM249 145V146H248ZM107 146V147H106ZM112 146V147H111ZM127 146V147H126ZM148 146V149L150 148L149 146H152V148L153 149H151V150H154L155 152L154 153H156L157 152V149L159 148H157V146H161V148L163 149H161V148H159V150L160 151H158L156 154H157V156L159 155L160 157V159L157 157V156H155L154 154H153V157L151 158V156L149 157V155H150V150L148 151V149L146 148ZM184 146V145H183ZM209 146V145H208ZM237 146H239V145H237ZM241 146V145H240ZM71 147H75V148H71ZM134 147V148H133ZM156 147V148H155ZM165 147H167V148H165ZM185 147V146H184ZM198 147V148H197ZM199 147H201V148H199ZM71 148V149H70ZM128 148H130V149H132V152H131V150L130 149H127ZM144 148V149H143ZM155 148V149H154ZM211 147H209L208 149H210ZM258 148H260V147H258ZM257 147L255 148V150H261V148L260 149H258ZM73 149H75V150H73ZM135 149H137V150H139L138 151V153L141 151V153H139L140 154V157H141V161H140V163H139V161L137 160V163L136 162H134V161H132V159H131V157L129 156V154L131 153H133V152H135L136 150ZM140 149H143V150H140ZM147 149V150H146ZM165 149L167 150L166 152H165ZM213 149V148H212ZM211 149V150H212ZM230 149V148H229ZM232 149H235V150H232ZM251 150H253L252 148H250ZM250 149H249V151H250ZM263 149V148H262ZM71 150V151H70ZM73 150V151H72ZM114 150H116L115 152H113ZM124 150H127L126 152H124ZM129 150H130V152H129ZM147 152H146V151ZM201 150H204V153L206 152V154H203L202 152H201ZM237 150H239V151H237ZM242 150H245L246 152L244 153ZM255 150H253V151H255ZM264 150V149H263ZM50 151L53 153H50ZM54 151H56V153L54 152ZM112 151V154H114V156H111V152ZM162 151V152H161ZM172 151V152H171ZM181 151V150H180ZM233 151L235 152V151H237L236 153H233ZM93 152H95V154L93 153ZM120 152H122V153H120ZM126 153V154H124V153ZM127 152H129V154L127 153ZM137 152V151H136ZM143 152L145 153V156H144V154H143ZM153 152V151H152ZM162 154H161V153ZM164 152H165V154H164ZM195 152V153H194ZM239 152V153H238ZM241 152H243L242 154H244V155H242L241 156ZM263 156H264V153H262V150L261 151H259ZM264 152V151H263ZM97 153V154H96ZM146 153H148L149 155H147L148 156V158H151L150 160H148L147 159V156H146ZM159 153V154H158ZM167 153V154H166ZM179 153H181L180 155H178ZM186 153V154H185ZM228 153H230V154H228ZM250 154H252L251 152H249ZM255 153V152H254ZM51 154V155H50ZM58 154V155H57ZM107 154H109L108 156H107ZM115 154H117V155H115ZM122 154H124L126 157V159L124 158L123 159V157H124V155H122ZM137 153H135V155H136ZM182 154H184L183 156H181ZM190 154H192V155H190ZM214 154V156H212ZM230 155V156H228V155ZM256 154V153H255ZM259 155L258 153H257V156L259 155V156H262V155ZM50 157H49V156ZM60 155V157H57V156H59ZM94 155V156H93ZM95 155H96V157H95ZM102 155V156H101ZM133 155H134V153H133ZM142 155V156H141ZM162 155H164V156H162ZM178 155V156H177ZM205 157H204V156ZM207 155H210V157L208 156L207 157ZM62 156V157H61ZM103 157V158H101V157ZM117 156V157H116ZM144 156V157H143ZM154 156H155V160H152V159H154ZM162 156V157H161ZM168 156V157H167ZM176 156H177V159H176ZM179 156H181V157H179ZM190 156V157H189ZM192 156V157H191ZM211 156H212V158H211ZM222 156V157H221ZM226 156H228V157H226ZM231 156H232V158H231ZM250 156H252V155H250ZM249 156V157H250ZM95 157V158H94ZM104 157H106V158H104ZM107 157H108V159H109V157L110 158H112V159H110V161L108 160V161H106L107 160ZM113 157H114V159H115V162H116V160L117 161H124L125 162V164H126V167H128V164H129V162H128V164H127V161L129 160H131V162H133V163H131L132 164V166L130 167V165L131 164H129V167L130 168H127V171H126V168H124V166H125V164H123L124 162L122 161V165H123V168H124V172L122 173V165H121V163L119 164V162L118 163H114L115 165L116 164H118V165H121V167H120V170H122V171H120L119 169H118V171H119V173L121 174H118V171H114V168H116V167H113V166H115V165H113ZM132 157H134V156H132ZM136 157V156H135ZM157 157V158H156ZM171 157V158H170ZM183 157H184V159H183ZM217 157V158H216ZM220 157V159L222 160H219L218 158ZM235 157V158H234ZM247 156H245V158H246ZM248 157V159H250ZM45 158V159H44ZM117 158V159H116ZM119 158V159H118ZM130 158V159H129ZM167 158V159H166ZM190 158V159H189ZM207 158L208 159H211V161L210 160H207ZM243 158V160L245 159L244 157H242ZM251 158V159H252ZM260 158H262V157H260ZM39 159H41V160H39ZM66 159H68V160H66ZM90 159V160H89ZM97 159H98V161H97ZM103 159H104V161H103ZM120 159H122V160H120ZM137 158H135L134 160H136ZM168 159H170V160H168ZM173 159H174V162H173ZM176 159V160H175ZM215 159H217L216 161H215ZM250 159V160H251ZM49 160H51V161H49ZM95 162H94V161ZM111 160H112V163H110L111 162ZM159 160V161H158ZM204 160H206V161H204ZM227 160V161H226ZM237 160V161H236ZM241 160V161H240ZM262 160V159H261ZM264 160V159H263ZM262 160V161H263ZM38 161V162H37ZM46 161V162H45ZM49 161V162H48ZM62 161V162H61ZM68 162V163H66V162ZM74 161H76V163H74ZM101 161V162H100ZM146 161H149L147 164H146ZM153 161V162H152ZM168 161V162H167ZM170 161V162H169ZM189 161V162H188ZM214 161V162H213ZM244 161H248L247 159L246 160H244ZM64 162V163H63ZM92 162V163H91ZM103 162V163H102ZM152 162V163H151ZM209 162V163H208ZM210 162H212V163H210ZM216 162V164H213V163H215ZM234 162L236 163L235 165H233L234 164ZM237 162H240V164L242 163V167L243 168H245L246 167V169H247V167H249V165L253 168V170L255 171L254 172V174L256 173V171H257V175H259V173L261 172L262 174L260 175V176H262L263 178V181L261 180V181H259V179H260V176H258L257 178L256 177H254V176H256V175H254V176H249V174L250 173H252L253 171L251 170V168L248 170V171H250V173L248 172V171H246V169H245V171L246 172H242V171H237V170H239V168H238V164L239 163H237ZM39 163H41V166H40V164ZM66 163V164H65ZM74 163V164H73ZM96 163H98V166L99 167H101L102 165L101 164H103L104 166V169H107V167H109V165H110V167L108 168V170L111 168V170L113 169V171H110V174L109 175H111V176H109L108 178H110V180L112 181V179H114L115 180V182L116 183H118L117 184V186L116 185H114V187L113 188H110L109 189V186H111V185H107L108 186V189L107 188H101L102 186V184L101 183H103V182H101L100 184H99V186H100V188H99V186L97 187V188H92V187H94V186H96L95 185V183L96 182H99V181H101L100 179H101V174H102V178H104V180H105V177L107 178V176H108V174H107V176H106V174H104V173H106L107 172V170H105V171H103L102 170V168H101V170H100V168L98 167V166H95V165H97ZM99 163H100V165H99ZM107 163V164H106ZM109 163V164H108ZM134 163H136V165L134 164ZM152 165H151V164ZM154 163V164H153ZM166 163V164H165ZM169 163V164H168ZM206 163L208 164V165H206ZM231 163H233V164H231ZM262 163H264V162H262ZM76 164V165H75ZM106 164V165H105ZM134 164V165H133ZM145 164L147 165V166H145ZM204 164V165H203ZM210 164V165H209ZM211 164H213V165H211ZM231 164V165H230ZM29 165V166H28ZM43 165V166H42ZM75 165V166H74ZM113 165V166H112ZM138 165V166H139ZM206 165V166H205ZM263 166H264V164H262ZM33 166V167H32ZM107 166V167H106ZM150 166H152V168L150 167ZM212 166V167H211ZM26 167L28 168V169H26ZM78 169H77V168ZM140 167V168H141ZM150 167V168H149ZM241 167V168H242ZM33 168V169H32ZM117 168H118V166H117ZM133 168V167H132ZM139 168V167H138ZM138 168L136 167V169L135 168H133L132 169V171L134 170V172H136V171H141V169H139L138 170ZM231 168V169H230ZM238 168V169H237ZM31 169V170H30ZM130 171H129V170ZM211 169H212V171H211ZM233 169V170H232ZM234 169H236L235 170V172H233L234 171ZM27 170H29L30 171V173H29V171H27ZM116 170V169H115ZM148 170V171H147ZM214 170V171H213ZM232 170V171H231ZM259 170H260V172H259ZM32 171V172H31ZM35 171H36V173H35ZM108 171V172H109ZM129 171V172H128ZM131 171V172H132ZM147 171V172H146ZM252 171V172H251ZM111 172L113 173V174H111ZM133 172V173H134ZM145 172H146V174H145ZM152 172V173H151ZM239 172H241V173H239ZM101 173V174H100ZM132 173V174H133ZM137 173V172H136ZM136 173H134V174H136ZM215 175V178H213L214 177V175ZM105 176H104V175ZM124 174V175H123ZM129 174H127V175H129ZM211 174H212V178H211ZM28 175V176H27ZM46 175V176H45ZM123 175V176H122ZM136 175H140V174H136ZM147 175V176H146ZM252 175H253V173H252ZM100 176V177H99ZM114 176H115V178H114ZM130 176H131V174H130ZM246 176H248V177H246ZM25 177L28 179H25ZM33 177H38L37 179L36 178H33ZM51 177V178H50ZM70 177V178H69ZM135 177V175L133 176H131L130 178H134ZM29 178H30V181H29ZM96 178H99V180L98 181H96ZM108 178H107V180H108ZM120 178V179H119ZM121 178H122V180H121ZM151 178H153V179H151ZM209 178V179H208ZM247 178V179H246ZM249 178V179H248ZM254 180H253V179ZM36 179V180H35ZM40 179V180H39ZM50 179H52V181H50L49 182V180ZM56 180V182H55V180ZM71 179V180H70ZM95 179V180H94ZM116 179H118V180H120V181H122V182H118ZM141 179V178H140ZM156 179V180H155ZM212 179H213V182H212ZM246 179V180H245ZM252 179V180H251ZM26 182H25V181ZM35 180V182H33ZM43 180V181H42ZM58 180V181H57ZM103 180V179H102ZM113 180V181H114ZM132 180V182H133V179H131ZM150 180V181H149ZM153 180V181H152ZM210 180H211V182H210ZM36 181H39V182H41V184L39 183V182H36ZM54 181V182H53ZM92 181L94 182V183H92ZM106 181V180H105ZM110 181V184L112 183ZM238 181V182H237ZM257 181V182H256ZM28 182V183H27ZM32 183V185H31V183ZM49 182V183H48ZM63 184H62V183ZM151 182V184H149ZM208 182V183H207ZM210 182V183H209ZM260 182V183H259ZM17 183V184H16ZM19 183V184H18ZM35 183V184H34ZM44 183V184H43ZM56 183V184H55ZM58 183V184H57ZM62 184V186H61V184ZM85 183V184H84ZM91 183H92V185H91ZM107 183H109V181L107 182ZM119 183H123V184H120L119 185ZM137 183H139V184H137ZM141 183V184H140ZM212 183V184H211ZM237 183H238V186H237ZM242 183V184H241ZM259 183V184H258ZM15 184H16V186H15ZM23 184V185H22ZM28 184V185H27ZM43 184V185H42ZM49 184V188L47 187V185ZM51 184V185H50ZM84 184V185H83ZM86 184H88V185H86ZM93 184H94V186H93ZM106 184V183H105ZM112 184H115L114 182L112 183ZM136 184H137V187H135L136 186ZM146 184V185H145ZM210 184V186H208ZM234 184V186H233V190L230 188V186L231 185H233ZM246 184V185H245ZM255 184H257L258 185V187H257V185L256 186H254ZM261 184V185H260ZM263 184V185H262ZM28 187H27V186ZM30 185H31V188H30ZM36 185H37V187H36ZM44 185H45V188H44ZM59 187H58V186ZM81 185L82 186H86L85 188H82L81 187ZM91 185V186H90ZM104 185V184H103ZM119 185V186H118ZM139 185V186H138ZM20 187L21 189H22V187H23V189L21 190L20 188H15V187ZM91 187V189H93V190H91L90 189V187ZM105 186V185H104ZM113 186V185H112ZM246 186V189L244 188ZM263 186V187H262ZM12 187H13V189H12ZM47 187V188H46ZM61 187V188H60ZM88 187H89V189H88ZM106 187V186H105ZM115 187H118V188H120L119 189V191L118 192H116L115 191ZM154 187V188H153ZM156 187V188H155ZM176 187V188H175ZM208 187V188H207ZM238 187H240V188H238ZM243 189H245L244 191H250V193H248V192H244L243 191V193L245 194L244 196H245V198H244V196H242L243 198H241V197H239V196H241V195H243V193L241 194V195H239L238 196V198L234 195V194H232V191H236V190H238L237 192H239V194L241 193L240 192V190L239 189H241V191H242V188ZM248 187V188H247ZM249 187L251 188V189H249ZM26 188V189H25ZM33 188H35L36 189V191L37 192H35V190L33 189ZM42 190V192H44L43 193V196L42 197H44V195H45V197L47 196V195H49V196H47L46 198H42L41 197V195H42V192L40 193V189ZM81 188V189H80ZM101 190H99V189ZM115 188V189H114ZM117 188V189H118ZM237 188V189H236ZM260 188V189H259ZM16 189V190H15ZM38 189V190H37ZM49 189V190H48ZM55 189H56V191H55ZM77 189V190H76ZM80 189V190H79ZM87 191H86V190ZM104 189H106V190H109L108 191V193L109 194H107L106 192L107 191H105ZM156 190V191H153V190ZM170 189V191H168ZM172 189H174L175 190V193H174V191L172 190ZM253 189V190H252ZM11 190V191H10ZM18 190H20V191H22V192H20L21 194V196L19 195V192H18ZM23 190H24V193H23ZM29 192H27V191ZM34 190V191H33ZM55 191V193H54V191ZM82 190V191H81ZM96 190V191H95ZM112 190V191H113ZM163 190H167V191H165V193H164V191ZM173 192H172V191ZM227 190H228V192H227ZM232 190V191H231ZM258 190V191H257ZM259 190H262V191H259ZM13 191H14V193H13ZM16 191V192H15ZM31 191H33V192H31ZM77 191V192H76ZM91 191V192H90ZM97 191H99V192H97ZM102 191H104L106 194H105V196L103 195V200H101V198H102V196H101V193L100 192H102ZM121 191L123 192H125L126 191V189L125 190H123V188L121 189ZM157 191H158V193H159V197L158 196H155V195H157ZM205 191H207V192H205ZM251 191H254V192H251ZM256 191L258 192V193H256ZM11 192H12V194H11ZM30 192L31 193H33V195L31 194V196H32V199H31V196L29 195L28 196V194H30ZM50 194H49V193ZM52 192V193H51ZM79 192V193H78ZM90 192V193H89ZM96 193L97 195H96V197H97V199H96V197H95V194H92V193ZM121 192V194H123L124 195V192L122 193ZM154 192V193H153ZM155 192H156V194H155ZM160 192H161V194H162V196H165V197H161V195H160ZM172 192V193H171ZM180 192V193H179ZM230 192H231V198H230ZM259 192H261V193H259ZM17 193V194H16ZM85 193V194H84ZM103 193V192H102ZM118 193V194H119ZM180 195H179V194ZM233 193H236V192H233ZM8 194H9V196H11L12 198H8ZM13 194H14V196H13ZM27 195V196H25V195ZM39 194H41V195H39ZM76 194H78V195H76ZM79 194H80V196L82 195V197L81 198H79L80 196H79ZM84 194V195H83ZM104 194V193H103ZM143 194V197H145V195ZM169 194V195H168ZM172 194H174V195H172ZM175 194H176V196H175ZM178 194V195H177ZM196 194L197 195H199L198 196V198H196L197 196H196ZM201 194V195H200ZM253 194V195H252ZM257 194V195H256ZM15 195H17L16 197H18L19 196V198H13V197H15ZM35 195H37V196H39V197H41L42 199H46V201H42L41 200V198H40V201H42V202H40L39 201V197H38V199H36L35 200V198L33 199V197H36ZM51 195V196H50ZM55 195V196H54ZM76 195V196H75ZM91 195V196H90ZM142 195V194H141ZM152 195H154V197H158V199L157 198H154ZM232 195H234L235 197H236V199L238 200H236L235 199V201L234 200H230V199H232ZM237 195H238V193H237ZM255 195V196H254ZM24 196V197H23ZM53 196V197H52ZM59 196H61V197H59ZM167 196L169 197V198H167ZM171 196H173V199H171L172 197ZM192 196V197H191ZM194 196H195V198H194ZM247 196V197H246ZM21 197V198H20ZM23 197V198H22ZM50 197V198H49ZM66 198V199H64V198ZM83 197H88L87 199H85V200H83L82 198ZM93 197H95V198H93ZM130 197V196H129ZM150 197L151 198H154V199H150ZM175 197V198H174ZM176 197H177V199H176ZM186 198V197H188V198H186L185 200H184V198ZM200 197V198H199ZM234 197V198H235ZM250 197V198H249ZM251 197H253V198H251ZM27 198H30L29 200H25V199ZM52 198V199H51ZM78 198V199H77ZM117 198V199H116ZM131 198V199H132ZM22 200V202L21 201H19V200ZM49 199V200H48ZM68 199H71V200H68ZM76 199V200H75ZM80 199V200H79ZM130 199V200H131ZM132 199V200H133ZM157 199V201H154V200H156ZM159 199H161V200H163V201H161L160 202V200ZM164 199H165V201H164ZM169 199H171L172 201H170ZM196 199V200H195ZM198 199V200H197ZM12 200V201H11ZM15 200V201H14ZM129 200V199H128ZM129 200V203L131 202ZM168 200V201H167ZM178 200V201H179ZM193 200H195V202L193 201ZM248 200H251L252 202H250V201H248ZM23 201H27L26 203L25 202H23ZM31 201V202H30ZM32 201H35V202H32ZM66 201H68V202H66ZM69 201H70V203H69ZM81 201V203H79ZM112 201H110V202H108V204H110ZM182 201H179L178 203H180V202H182ZM187 201V202H188ZM40 202V205L38 204ZM45 202H47V205H46V203ZM84 202V203H83ZM105 202V201H104ZM104 202H102V204L104 203ZM105 202V204L107 205V203ZM132 202H134L135 203V201H132ZM137 202H136V204H134V203H132V204H134L133 206H135V205H137ZM163 202V203H162ZM168 202V203H169ZM20 203V204H19ZM43 203H45V205L43 206V205H41V204H43ZM59 203H57V202H55L54 203V207L56 206V212H55V210H54V216L56 215V213H57V209L59 210V212L58 213H60L61 211H63V215H65V213H64V210H66L67 208H69V207H67L66 208V206H64V205H62V206H64L63 208H64V210L61 208V210L59 209L60 208V204ZM83 203V204H82ZM99 203V202H98ZM98 203H97V205H95V206H97V207H100V206H98ZM123 203V202H122ZM161 203H162V205H161ZM249 203V204H248ZM2 204H4V205H2ZM6 204H7V208H6ZM18 204V205H17ZM22 204V205H21ZM24 204H26V205H24ZM37 204H38V206H37ZM50 204H53V203H50ZM55 204H59V205H55ZM73 204V205H72ZM101 204V203H100ZM101 204V205H102ZM112 204V203H111ZM110 204V205H111ZM142 204V205H143ZM156 205V206H153V205ZM171 204H169L170 205V208L172 207V205ZM20 205V208H18L17 209V207ZM130 205H131V203H130ZM169 205H168V209H170L169 208ZM175 205H177V204H175ZM29 206H30V204H29ZM40 206V207H39ZM78 206V207H77ZM83 206V207H82ZM124 206H126L125 204L123 205H121V207H122V210H125V207ZM128 206H129V204H128ZM209 206V207H208ZM211 206H213L212 207V209H211ZM32 207V206H31ZM43 209H42V208ZM53 207V208H54ZM110 207V206H109ZM109 207H108V205L106 206V208H108L109 209ZM112 207V206H111ZM132 207V206H131ZM250 207V208H249ZM10 208V209H9ZM38 208V209H37ZM42 209V211L40 210V209ZM52 208V209H53ZM81 208H83L82 210H83V212L81 211ZM87 208L88 210H86V211H84L85 209ZM93 208V209H92ZM133 208V207H132ZM132 208H131V210H132ZM163 208V209H162ZM186 208V209H187ZM210 208V209H209ZM4 209H6V210H4ZM8 209V210H7ZM14 209H17V210H14ZM79 209V210H78ZM95 209H97V210H95ZM111 209L112 208H110V210L108 211V210H106V213L107 212H110V214H109V217H110V215H111ZM130 209V208H129ZM185 209V210H186ZM249 209V210H248ZM12 210V211H11ZM2 211V212H1ZM4 211V212H3ZM15 211V212H14ZM47 211H49V210H47ZM88 211V212H87ZM94 211H97L96 213L98 214V215H101L102 214V216H104L103 217V219L105 220H108L109 222H107V221H104L103 219H102V216H101V219H100V221H102L101 223L103 224V225H101V226H103V227H101L100 226V224H99V226L101 227V228H103V229H101L100 227H98V228H100V229H98V230H100V231H97V227H91L89 230H87V228H85V229H82V228H80V227H83V224H84V221H85V223H86V219H89L87 222L88 223H90V224H92V222H90V220H92V218H91V216H90V218H87L88 216H86L87 215V213H93L92 215L94 216L96 213H94ZM139 211H140V209H139ZM144 211H145V213H144ZM250 211V212H249ZM45 212V211H44ZM78 212H79V214H81V215H83V213H84V215L83 216H85V218L83 217V216H81V215H79L78 214ZM120 212H122L121 210H120ZM124 212V211H123ZM155 214H154V213ZM164 212V213H163ZM2 213V214H1ZM13 213V214H12ZM21 213L23 214L22 216L25 218V216H26V214L24 215V213H23V210L21 211ZM21 213H19V215L18 216H21ZM51 213V212H50ZM52 213H53V211H52ZM51 213V214H52ZM57 213V214H58ZM86 213V214H85ZM100 213V214H99ZM146 213H147V216H146ZM32 214H33V210L31 211V215L30 216H32ZM34 214H35V212H34ZM62 214V213H61ZM60 214V215H61ZM144 214V216H142ZM186 214V216L184 217V215ZM53 215V214H52ZM59 215V216H60ZM78 215H79V218H78ZM98 215H95L94 216V218L96 217L97 218V216ZM151 216V219L153 220V221H151V219H150V217H148V216ZM15 216V217H16ZM17 216V217H18ZM22 216L21 217H19V218H21L22 219V221L24 222V218H22ZM46 216H48V215H46ZM57 216V215H56ZM58 216V217H59ZM75 216V217H74ZM77 216V217H76ZM138 216V218H136ZM169 216V215H168ZM183 216V217H182ZM29 216L27 215V218H28ZM144 217H147L146 219L144 218ZM32 219H33V217H31ZM36 218H34L35 219V223H38L36 220ZM43 218V217H42ZM46 218H48V217H46ZM77 218V219H76ZM81 218V219H80ZM108 218V217H107ZM110 218H112V216L110 217ZM155 218V219H154ZM159 218V219H158ZM169 218V219H168ZM33 219V220H34ZM72 219V220H71ZM76 219V220H75ZM80 219V220H79ZM83 219V220H82ZM99 219V216H98V218L96 219V221ZM139 221H138V220ZM149 219V220H148ZM10 220V221H11ZM14 220H17L16 218L14 219ZM14 220L13 221H11V222H14ZM26 220V219H25ZM94 220V219H93ZM92 220V221H93ZM136 220V221H135ZM157 220V221H156ZM171 220V221H170ZM30 220H28V222H29ZM68 221V222H67ZM99 221V222H100ZM154 221H156V222H154ZM11 222H8V223H10L11 224ZM41 222V221H40ZM39 222V223H40ZM77 222H78V224L79 223H81L80 225H78V227H77ZM94 222V221H93ZM98 222V223H99ZM104 222V223H103ZM147 222V223H146ZM165 222H164V225H165ZM145 223H146V225H145ZM153 223H155V224H153ZM61 224V225H60ZM94 224V223H93ZM104 224H105V226H104ZM107 224H109V225H107ZM111 224H113V225H111ZM136 224H138V225H140V226H136ZM152 224V225H151ZM155 226V228H156V230H155V228H153V229H150V227H154ZM36 226L37 227H41V226H45L44 228L46 229L45 231L44 230H42L41 231V228L43 229V227H41V228H39V230H37L36 229ZM136 226V227H135ZM149 226V227H148ZM166 226V225H165ZM47 227V228H46ZM133 227V228H132ZM142 227H143V229H142ZM145 227V228H144ZM147 227V228H146ZM164 227V226H163ZM51 228V230H49ZM78 228H79V231H78ZM95 228V229H94ZM132 228V229H131ZM136 228H138V229H136ZM139 228H141V229H139ZM149 228V229H148ZM165 228V227H164ZM81 229V230H80ZM145 229L148 231V232H146L145 231ZM34 230H37L36 232L38 233V234H35V231ZM84 230V231H83ZM91 230H94L93 232L91 231ZM101 230H105L104 232L103 231H101ZM108 230V231H107ZM112 231V233H111V231ZM135 230V231H134ZM136 230H139V232L138 231H136ZM142 232H141V231ZM152 230V231H151ZM160 230V229H159ZM166 230V229H165ZM34 231V232H33ZM41 231V232H40ZM81 231H83V233L81 232ZM86 231H89V232H87L86 233ZM107 231V232H106ZM109 231H110V233H109ZM115 231H117L118 232V234L115 232ZM144 231V232H143ZM33 232V233H32ZM79 232V233H78ZM80 232L82 233V234H80ZM86 233V235H84L85 233ZM94 233V234H92V233ZM97 232V233H96ZM103 232V233H102ZM149 232H154V233H149ZM155 232H158V233H160V235L159 234H157V233H155ZM244 232H246V233H244ZM252 232H254V233H252ZM90 233V234H89ZM107 233H108V235L110 236V235H112V236H110V238H109V236L107 235ZM138 233V234H137ZM139 233L141 234V235H139ZM149 233V234H148ZM29 234H30V239H31V237L33 238L32 240H30L29 239V241H28V236H29ZM80 234V235H79ZM98 236H97V235ZM147 234V235H146ZM249 233H247V235H248ZM250 234V235H251ZM76 235H78V236H76ZM81 235H83V236H81ZM93 237H91V236ZM94 235V236H93ZM105 235V236H104ZM135 235V236H134ZM138 235V236H137ZM150 235V236H149ZM158 235H159V238H157L158 237ZM140 236V237H139ZM144 236H146V237H144ZM157 236V237H156ZM8 237V236H7ZM78 237V238H77ZM80 237V238H79ZM88 237V238H87ZM94 237H96L95 239H94ZM138 237V238H137ZM2 238H3V241H2ZM91 238V239H90ZM109 238V239H108ZM113 238H114V240H113ZM119 238V239H118ZM140 238V239H139ZM148 238V239H147ZM154 238L157 240H154ZM167 238V237H166ZM10 239H12V240H10ZM78 239V240H77ZM90 239V240H89ZM92 239H94V240H92ZM115 239H117V240H115ZM137 239V240H136ZM138 239H139V241H142L141 243L138 241ZM144 239L146 240V241H144ZM153 239V240H152ZM5 240V241H4ZM10 240V241H9ZM28 241V243H27V241ZM76 240V241H75ZM110 240H111V242H110ZM149 240V243L147 242ZM158 240H159V243H158ZM226 240V241H225ZM13 241V242H12ZM25 241V242H24ZM83 241V242H82ZM114 241V242H113ZM117 241H118V243H117ZM133 241V242H132ZM216 241H218V242H216ZM3 242V243H2ZM78 242V243H77ZM85 242V244H83L82 245V243H84ZM115 242H116V244H115ZM138 242H139V246L137 245L136 246V244H138ZM144 242H146V243H144ZM227 242V243H228ZM25 243V244H24ZM81 243V244H80ZM111 243H112V245H111ZM154 243V244H155ZM158 243V244H157ZM86 244H88L87 246H86ZM118 244H120L119 246H118ZM141 244V245H140ZM146 244V245H145ZM153 244V245H154ZM114 245V246H113ZM155 245V246H156ZM113 246V247H112ZM190 246V247H189ZM115 247V248H114ZM185 248V249H184ZM116 249H118V251H115ZM122 249V248H121ZM146 249V248H145ZM144 249V250H145ZM107 250V251H106ZM114 250V251H113ZM135 250V251H136ZM177 250V251H178ZM110 251V252H109ZM170 251V252H169ZM183 251H181V252H183ZM185 251H187V250H185ZM184 251V253L183 254H185L186 252ZM187 251V252H188ZM103 252H104V254H103ZM105 252H106V254H105ZM109 252V253H108ZM114 252H116V254H114ZM118 252V253H117ZM179 252H176V254L177 253H179ZM180 252V253H181ZM107 253H108V255H107ZM179 253V254H180ZM134 254V251L132 252V257H134L135 256V254ZM93 259V260H92ZM100 259V260H99ZM89 260L91 261V262H89ZM101 260H102V262H101ZM104 260V261H103ZM116 260V259H115ZM95 262H93V264H95ZM100 262V263H99Z\"/></svg>",
    "mask_w": 264,
    "mask_h": 264
},
{
    "label": "bare ground",
    "instance_id": "bare-ground-1",
    "mask_svg": "<svg viewBox=\"0 0 264 264\" xmlns=\"http://www.w3.org/2000/svg\"><path fill=\"white\" fill-rule=\"evenodd\" d=\"M4 1V0H3ZM2 1V2H3ZM14 1V0H13ZM16 1V0H15ZM66 1V2H65ZM64 1V3H61V2H63V0H19V3H18V0H17V2L15 3L14 2V4H15V6L13 7V6H11V7H9V5H5V6H3V3H2V7H0V48L1 47H4L3 48V51H2V48L0 49L2 52H1V55L3 56L4 55V53L5 52H9V50H12V47H13V44L15 43V41L14 40H16V42H18L17 41V39H18V37H20V35H23V37L25 38V34L27 35V33L25 32V29L27 30V31H29L30 32V30H31V28L33 27L32 25H34V27L37 25H40L38 22H41L42 24H41V28L43 29V26H44V31H43V33H46L47 31H46V29H47V26L49 25V27L50 26H54L55 24L57 25V27H56V25H55V31L53 30V28H49V30H50V32H54L53 34H57V35H59V33L58 32H60V31H62V32H60V33H63L64 34V38H66L67 40L69 39L68 37H70L71 35V37H70V42L68 43L67 41H65V39H63L65 42V44H66V46L68 45V47L66 48V51H65V49H64V51H65V53L66 54H63L64 53V51H62V49H61V53L62 54H60V52H58V53H51V52H53L54 50V48L53 49H49L50 51H48V58H49V60L47 59V56H45L46 58H44V59H46L47 61H50L51 59H53L52 61H50V62H47L46 60V62L48 63V65H49V63H50V65L49 66H51L50 68H52V66H56L57 67V65H60V63L61 62H59L60 60H59V58H61V61H62V58H64V56L65 57H69L68 59H69V61H71V60H75L76 59V57L77 56H75V55H77L76 53H81V50H85L84 51V53L85 52H91L92 51V49H93V47H99L101 44H103V37H102V35H103V33L105 32H103V30H102V28H101V24H98V23H100L101 22V18H100V16L101 15H103V16H105V18H106V16H110L111 14H112V12H113V14H114V12H116V13H118V12H122L123 13V16H125L126 18H136V17H139L138 19L139 20H141V18L144 20V17L145 18H149V16H151V17H153L154 18V27L153 26H150L149 27V25H148V27H149V30H150V32H151V34H150V36L149 37H151L149 40V42L146 40V42H145V39H144V41H143V39H142V42H140V41H138V42H140L141 44H142V46L140 47V45L138 44V46H137V49H135L136 50V52L135 53H137V54H135L136 56L143 50V53L146 51V53H144V54H140V56H141V58H135L136 56L134 55L133 56V58H131V60L132 59H136V62H137V59H140L138 62V66H137V63L135 64V61H131V60H129L130 61V64H132L131 66H133V63H134V68H135V70H136V68H137V71H135V73H137L136 75H138V77H136L135 76V74L134 73H132L133 71L132 70H134L133 68H131L129 65H128V67H130V69H132L131 70V72H129L130 73V75H129V73L127 74V72L123 75V70H124V68L127 66H124V63H120L119 64V67L120 68H122V67H124V68H122V70L120 71V76L122 77V79H123V76H124V78L126 77V76H128V78L129 79H131L132 81H130V80H128V78H126V81L128 80V83H129V81H130V84H128V85H126V89H125V86H124V83H126V81L124 82V80H122L121 78H120V80H122L121 82H122V84H123V86H122V84H121V82H118V81H120L119 79H118V81H117V84L119 83V85L122 87H120V89L122 90H125V91H123V92H121V90H118L117 92H119L120 91V93H117V92H112V91H110V97L109 98H111V100L113 99V98H115V99H113V101H111L110 103H112V102H114V101H116L117 103H118V105L120 106L119 107V109L117 110V108H118V105H116V106H114L115 104L113 103V107H117L116 109H115V111L116 112H118V113H116L115 112V115L117 114H119V110L122 112V110H124V112H122V114H125L126 115V111H127V109H131L130 111L131 112H133V113H131L129 110V113H131V114H133V115H130L129 113L127 114L128 116H134V119L133 118H131L133 121H137L138 119H136L135 117H143V119L142 118H140V119H142L143 121L145 120V123H143V124H146L147 126H148V129H149V126H152V125H156V123H153L152 125H151V123L154 121H152V119H150L152 116H150V115H152V114H154L155 116L156 115H158V116H160V117H163V116H165V114H166V111L168 112V111H172L173 110V112H175L174 111V109H172V107H171V109L170 108H168V105H170V104H166L167 102L169 103H172L173 101V103L175 104V100L177 101V99L179 100V101H182V100H180L181 98H178L177 97V95L176 94H178V93H180L181 91L183 92V91H185V89L188 91V89L187 88H185L184 87V85L185 86H187V84H190V85H193L192 83H193V81L192 80H194L195 82H198L197 80L199 79V82L201 81V82H204V79L205 78H208L209 76H213V74H214V76L217 74V73H220V74H222V77H223V74L224 73H226V72H228L227 70V67H231V66H228L230 63H232V61H229L231 58L233 59V57H234V53H236V52H238V56H237V54H236V57H238V59L237 60H239L240 62H241V65L240 66H243L244 68H239V69H242L243 71H242V73L243 74H245V75H247V76H249V81H251V83L249 82V81H247V82H249V84H252V85H250V86H254V89H256V90H252V88L251 87H249V88H251V91H250V89L248 88V92L249 93H251V92H253V91H255L256 93L257 92H261V93H258L259 95H261L260 97H259V99H260V101L259 102H261V99H262V97H264V96H262V94L264 93V92H262V91H264V0H214V1H212L213 3V5H212V9H210L212 12H210L209 10V14L208 13H204L205 12V10L204 11H202V9H200V8H195V9H197V10H195L194 8H192L193 7V3H192V7H191V5H189V4H191V2H190V0H175V5H171L170 6V4L169 3H171L172 4V2L174 1H172V0H152L151 2H152V4H151V2H149L150 4L148 5L147 3H148V0H65ZM194 1V0H193ZM196 2H197V0H195ZM208 1V0H207ZM10 2V4L12 3L11 1H9ZM9 2H8V4H9ZM195 2V3H196ZM209 2V1H208ZM1 3V2H0ZM18 3V4H17ZM66 3V4H65ZM6 4V3H5ZM147 4V5H146ZM210 4H211V2H210ZM209 4V5H210ZM196 5H198V7H199V4H196ZM208 5V4H207ZM1 6V5H0ZM170 6V7H169ZM8 7V8H7ZM192 9H194V11L192 10ZM192 11H193V13H192ZM39 12H41L40 14L41 15H39L38 13ZM150 12H151V15H149L150 14ZM207 12V11H206ZM147 13H149V14H147ZM211 13V14H210ZM228 13H229V15H228ZM81 14V15H80ZM101 14V15H100ZM106 14V15H105ZM108 14V15H107ZM112 14V15H113ZM119 14V13H118ZM228 15L230 18H229V20H228V22H226V21H224L225 19H226V17H225V15ZM83 15L85 16V17H83ZM100 15V16H99ZM121 15V14H120ZM119 15V16H120ZM149 15V16H148ZM226 15V16H227ZM82 16V17H81ZM96 17L97 16V19L99 20L100 19V22L97 20V22L98 23H96L97 25H94V23H93V25H94V28L91 30V28H89V27H91V26H89V24L90 25H92L90 22L88 23V22H85V21H82L84 18H89V17H92L93 19H94V17ZM122 16V17H123ZM107 17V18H108ZM111 17V16H110ZM125 17H124V19H125ZM79 18H81V19H79ZM92 18H90V19H92ZM104 18V19H105ZM112 18V17H111ZM228 18V17H227ZM45 19H47V21L51 24H48L47 26H45L46 25V23H47V21H45L46 23H45V25H43V22H44V20ZM77 19H79V20H77ZM110 19V18H109ZM116 19V18H115ZM119 19H121V17L119 18ZM119 19H116V20H119ZM132 19V20H133ZM136 20V21H139V20ZM145 20V21H149V20ZM162 19V20H161ZM259 19V20H258ZM111 20V19H110ZM122 20V19H121ZM254 20H256V24H254L253 22H254ZM258 20V21H257ZM260 20H261V22H260ZM263 20V21H262ZM95 21V20H94ZM125 21H127L126 19H125ZM129 21V20H128ZM253 21V22H252ZM106 22H107V20H106ZM111 21H109L108 22V24L110 23ZM122 22H124V21H122ZM130 22V21H129ZM133 22H134V20H133ZM140 22H142V21H140ZM144 22V21H143ZM150 22V21H149ZM160 22V25L158 24ZM224 22H225V25H224ZM260 22V23H259ZM115 23H117V21L115 22ZM131 23V22H130ZM137 23V22H136ZM147 23V22H146ZM251 23H253V24H251ZM104 24V23H103ZM103 24H102V27H103ZM107 24V25H108ZM118 24H121V23H118ZM142 24V23H141ZM147 24H150L151 25V22L150 23H147ZM106 25V24H105ZM132 25V24H131ZM140 25V23H137V26H139ZM144 24H142V26H143ZM32 26V27H31ZM36 26V27H37ZM109 26V25H108ZM120 26V25H119ZM125 26H127L126 24H125ZM134 26V25H133ZM141 26V25H140ZM144 26H146V25H144ZM30 27V28H29ZM33 27V28H34ZM36 27L34 28V30H36ZM39 27V26H38ZM37 27V28H38ZM45 27H46V29H45ZM59 27V28H58ZM93 27V26H92ZM113 27V26H112ZM112 27H110V28H112ZM116 27V26H115ZM114 27V28H115ZM124 27V26H123ZM132 27V26H131ZM147 27V26H146ZM151 27L153 28V30L151 31ZM263 27V28H262ZM29 28V29H28ZM56 28L58 29V30H56ZM107 28V27H106ZM114 28H112V29H114ZM118 27H116L115 29H117ZM120 28V27H119ZM122 28V27H121ZM126 28V27H125ZM128 28V27H127ZM133 28V27H132ZM131 28V29H132ZM137 28V27H136ZM39 29V28H38ZM38 29L36 30V31H38ZM109 29V28H108ZM48 30V29H47ZM105 30V29H104ZM111 30V29H110ZM123 30H124V28H123ZM125 30H127V29H125ZM133 30H134V28H133ZM147 31H148V29H146ZM32 31V30H31ZM40 31V30H39ZM39 31L37 32V35L39 34ZM42 31V30H41ZM58 31V32H57ZM107 31V30H106ZM119 31V30H118ZM118 31H117V33H118ZM120 31H122V30H120ZM132 31V30H131ZM136 31V30H135ZM146 31V32H147ZM57 32V33H56ZM112 32H114V31H112ZM125 32V31H124ZM149 31L147 32V33H150ZM42 33V32H41ZM49 33V32H48ZM106 33V32H105ZM116 33V32H115ZM116 33V34H117ZM32 34H35V32L34 33H32ZM108 34V33H107ZM125 34V33H124ZM30 35V34H29ZM28 35V36H29ZM45 35V34H44ZM118 35V34H117ZM129 35V34H128ZM42 36V35H41ZM61 36H63L62 34H61ZM107 36V35H106ZM110 36H112L111 34H110ZM121 36H123V35H121ZM146 36H147V34H146ZM147 36V38L146 39H148L149 37ZM31 37V36H30ZM29 37V38H30ZM43 37V36H42ZM41 37V38H42ZM72 37H73V39H72ZM108 37V36H107ZM128 37H130V36H128ZM16 38V39H15ZM101 38H102V41H101ZM106 38V37H105ZM20 40L22 39V37H20L19 38ZM18 39V40H19ZM28 39V38H27ZM60 39V38H59ZM108 39V38H107ZM255 39V40H254ZM256 39H258V40H260L259 42L257 41V43H254V41H256ZM19 40V41H20ZM24 40V39H23ZM23 40H22V42H19V43H23ZM68 40V41H69ZM252 40V42L250 43V41ZM29 41V40H28ZM62 41V40H61ZM102 43H101V42ZM30 42V41H29ZM104 42H106V41H104ZM144 42L145 43H147L146 45L144 44ZM19 43H16V45L17 44H19ZM62 43H63V41H62ZM122 43V42H121ZM128 43V42H127ZM251 45H250V44ZM24 44V43H23ZM26 44V43H25ZM30 44V43H29ZM28 44V45H29ZM105 44V43H104ZM103 44V45H104ZM124 43H122V45H123ZM133 44H134V42H133ZM3 45V46H2ZM16 45H14V46H16ZM20 45V44H19ZM132 45V44H131ZM63 46V45H62ZM65 45H64V47H66ZM127 46V45H126ZM144 46H146V47H144ZM247 46H248V48H247ZM249 46H250V48H249ZM25 47V46H24ZM53 47V46H52ZM51 47V48H52ZM64 47H62V48H64ZM101 47V46H100ZM122 47V46H121ZM130 47V46H129ZM139 47H140V49H139ZM147 48L148 47V49L147 50H145L144 48ZM14 48V50H15V47H13ZM17 48V47H16ZM126 48V47H125ZM124 48V49H125ZM133 48H134V45H133ZM143 48V49H142ZM6 49V50H5ZM8 49V50H7ZM17 49H19V48H17ZM60 49V48H59ZM102 49H103V47H102ZM126 49H128V48H126ZM132 49V48H131ZM142 49V50H141ZM4 50H5V52H4ZM21 50V49H20ZM20 50H17V52H19ZM53 50V51H52ZM94 50H96V49H93V51ZM134 50V49H133ZM138 50H140V51H138ZM145 50V51H144ZM13 51V50H12ZM12 51L11 52H9V53H12ZM16 51V50H15ZM24 51H25V48H24ZM59 51V50H58ZM99 51V50H98ZM101 51V50H100ZM138 51V52H137ZM7 52V53H8ZM14 52V51H13ZM95 52V51H94ZM90 53L89 54V56H88V58L89 57H92V56H94V54H96V53ZM133 52V53H134ZM3 53V54H2ZM7 53H5L6 54V56H8L7 57V59H9V60H7L5 57L6 56H4V58L10 63H13L12 65H14L13 67H16L15 65H17V67H18V65L19 64H16V62H15V60L17 59V57H18V59H19V56H15V54H16V52H14L15 54H13L14 56V58L11 56V55H7ZM20 53H21V51H20ZM40 53V52H39ZM50 53V54H49ZM83 53V52H82ZM100 53V52H99ZM24 54V53H23ZM28 54V53H27ZM53 54H56V56L55 57H53L52 55ZM251 54H253V55H251ZM26 55V54H25ZM74 55V57H72ZM83 55H85V54H83ZM82 55V56H83ZM86 55H88L87 53H86ZM90 55H92V56H90ZM251 55V56H250ZM1 56V57H2ZM21 56H22V54H21ZM35 56H37V58L40 56H38V55H35ZM42 56V55H41ZM44 56V55H43ZM42 56V57H43ZM50 56L51 57H53V58H51L50 59ZM58 56V57H57ZM60 56V57H59ZM96 56V55H95ZM246 56H250V58H248V57H246ZM11 57V58H10ZM42 57H40L41 59H37L36 57H34V58H36L38 61H40V60H42ZM70 57H71V60H70ZM78 57H79V55H78ZM84 57V56H83ZM13 58V59H12ZM23 58V57H22ZM29 58H31V57H29ZM67 58H64L65 60L67 59ZM175 58H176V60H177V62L175 63ZM2 59H3V57H2ZM1 58H0V64L1 63H3L4 64V66H3V64H2V67H5V66H11V63L10 64H8V65H5L6 63H7V61H5L4 62V60L5 59H3L2 60ZM17 59V60H18ZM28 58H26V60H27ZM33 59V58H32ZM35 59V60H36ZM80 59H83V58H81L80 57ZM87 59V58H86ZM90 59V58H89ZM174 61H173V60ZM235 59V58H234ZM245 59H247L246 61H248L247 62V64L245 65L244 63L242 64V62H244V60ZM11 60V61H10ZM12 60H14V62L12 61ZM23 60H24V63L26 62L25 61V57L23 58ZM29 60V59H28ZM64 60V61H65ZM77 60H79L78 58H77ZM85 60V59H84ZM84 60H83V62H84ZM88 60V59H87ZM94 60V59H93ZM167 60L168 61H171V62H173V63H171V62H167ZM236 60V59H235ZM19 61H20V59H19ZM18 61V62H19ZM43 62V63H45L44 65H42V66H45L47 63L46 62ZM67 61V60H66ZM69 61H67V63L69 62ZM80 61V60H79ZM184 61V62H183ZM17 62V63H18ZM42 61H40V62H38V64L39 63H41ZM75 62H77V61H75ZM87 62V61H86ZM91 62H92V60H91ZM90 62V63H91ZM121 62V61H120ZM128 62V61H127ZM126 62V63H127ZM131 62H133V63H131ZM166 62H167V64H166ZM185 62H187L185 65L183 64V66L181 65L182 63H185ZM236 62V61H235ZM19 63H21V61L19 62ZM23 63V62H22ZM62 63H63V61H62ZM129 63V62H128ZM200 63H202L201 64V67H200ZM238 63V62H237ZM246 63V62H245ZM26 64H29V63H26ZM38 64L36 63V65L38 66ZM121 64H123L122 66H120ZM169 64H172V66L170 67V65ZM176 64H178V65H176ZM179 64L181 65V66H179ZM235 65H236V63H234ZM234 64H230V65H232V67H233V65ZM23 65V64H22ZM33 66H35L34 64H32ZM31 65V66H32ZM40 65V64H39ZM40 65V66H41ZM71 65V64H70ZM74 65H77V64H74ZM78 65H80V64H78ZM77 65V66H78ZM85 65V64H84ZM90 65V64H89ZM116 65H117V63H116ZM150 67H149V66ZM188 65V66H187ZM235 65H234V67H235ZM238 66H239V64H237ZM237 65H236V67H237ZM1 66V65H0ZM23 66H27V65H23ZM37 66H35L36 68H37ZM39 66V67H40ZM41 66V67H42ZM49 66H45L46 68H48ZM81 67L80 68H82V65H80ZM148 66V67H147ZM201 68H199V67ZM2 67H1V69H2ZM16 67V68H17ZM203 67V68H202ZM22 68V67H21ZM24 68V67H23ZM42 68H44V67H42ZM73 68V67H72ZM75 68V67H74ZM197 68V69H196ZM200 70H199V69ZM0 69V70H1ZM15 69V68H14ZM29 69H30V67H29ZM33 69H35V68H33ZM66 69V68H65ZM67 69H68V67H67ZM66 69V70H67ZM70 69H71V67H70ZM126 69V68H125ZM147 69V70H146ZM202 69H204L203 71L205 72V70L207 71V72H205L206 74H204L203 73V81L202 80H200L201 79V73L203 72V71H201ZM237 69V68H236ZM19 70V69H18ZM64 70V69H63ZM65 70V71H66ZM69 70V69H68ZM72 70V69H71ZM78 70V69H77ZM141 70V71H140ZM230 70V69H229ZM232 70V69H231ZM233 70L235 71V68H233ZM56 71V70H55ZM70 71V70H69ZM68 71V72H69ZM74 71H75V69H74ZM73 71V72H74ZM126 71V70H125ZM139 71V72H138ZM201 71V72H200ZM239 71V70H238ZM241 71V70H240ZM67 72V71H66ZM122 72V73H121ZM141 72V73H140ZM199 72V73H198ZM71 73H72V71L70 72V75H71ZM74 73H76V72H74ZM73 73V74H74ZM138 73H140V74H138ZM207 73H209V74H207ZM211 73H212V75H211ZM235 73V72H234ZM236 73H238V72H236ZM62 74H65V73H63V71H62ZM123 76H122V75ZM127 74V75H126ZM199 74H200V76H199ZM231 74H233V72L231 73ZM240 73H238V75L237 76H239V77H242V74H241V76L239 75ZM57 75V74H56ZM69 75V76H70ZM163 75V76H162ZM177 76V81L175 82V84H172V80L170 81L169 79H170V77L171 76ZM204 75H208V76H204ZM225 75V74H224ZM227 75V74H226ZM225 75V76H226ZM60 76H61V74H60ZM68 76V78L66 77V80H68L67 82H65V83H67V84H65L67 87H68V89H69V87H70V85L71 86H73L74 84H71V82L73 81L71 78L73 77H69ZM162 76V77H161ZM174 76H173V79H175L174 78ZM175 76V77H176ZM228 76H230V75H228ZM232 76V75H231ZM234 76V75H233ZM247 76H246V79H247ZM63 77H65V76H63ZM245 77V76H244ZM60 78V77H59ZM219 78V77H218ZM250 78H251V80H250ZM63 79H65V78H63ZM69 79H71L70 80V82H69ZM137 79V80H136ZM156 79H158V82L159 83H157L159 86H163L162 88L164 89V90H166L165 88H164V86L168 83V81H167V83H166V81H165V83H163L164 82V80H169V83L171 82V84L169 85V83H168V90H166V92L164 91V90H162V88H160L159 87V89H158V91H157V89H156V82H157V80ZM162 79H163V81H162ZM222 79V81L224 80V79H226V78H220V80ZM228 79V78H227ZM65 80V81H66ZM110 80H112V79H110ZM109 79L107 80V81H110ZM217 80V79H216ZM219 80V79H218ZM219 80V81H220ZM187 81H189V82H192V83H187ZM36 82H38V81H36ZM42 82H44V81H42ZM42 82H40V83H42ZM69 82V83H68ZM112 82V81H111ZM111 82H107V83H109L108 85H112L111 84ZM115 82V81H114ZM160 82H162V84L160 85ZM39 83V82H38ZM46 83H47V81H46ZM73 83V82H72ZM103 83H105V82H103ZM136 83V84H135ZM174 83V82H173ZM185 83H187V84H185ZM37 84V83H36ZM35 84V85H36ZM70 84V85H69ZM84 84V83H83ZM132 84H134L135 86H133ZM156 84V85H155ZM165 84V85H164ZM196 83H194V85L192 86V87H198L199 85H202V83L201 84H199V85H195ZM38 86L40 85V84H37ZM42 86L44 85V83H42L41 84ZM46 85V84H45ZM81 85V84H80ZM98 85V84H97ZM101 85H103L102 83H101ZM100 85V88L101 87H103V86H101ZM106 85V84H105ZM104 85V87H107L108 88V85H106L105 86ZM153 85H155V86H153ZM190 85H188L189 87H191ZM37 86V87H38ZM48 86H50V85H46V87H45V89H44V91L43 92H41V93H38V96L36 95V93L37 92H40V89L39 90H36L35 91V88L37 89V87H35V88H33L34 89V92H31V93H34L36 96H37V98H36V101H33L34 99H32V105L31 106H29V105H27V107L29 106L30 107V109L31 110H29L30 111V113H32V112H34V113H38V111L40 112L41 110H42V112L46 115V114H48V111H47V113H46V110H47V106H46V103H47V105H48V102H52L53 103V101H49L52 97L54 98L55 96H54V92L53 91H50V90H52L51 89V87H48ZM64 86V85H63ZM65 86V88H67ZM113 86H115V85H113ZM112 86V87H113ZM135 88L136 87V89L138 90V89H142V91L143 92H140L141 94H138V96L139 95H141V98H140V96H139V99H136L138 96H136L135 97V93L137 94V92H135V93H133V91L135 90L133 87ZM166 86V87H167ZM31 87V86H30ZM44 87V86H43ZM97 87V86H96ZM111 87V88H112ZM155 88V90L157 91V92H159L160 91V89H161V91L159 92V93H156V92H153V93H155V94H152V92H151V88ZM182 87L183 88H185V89H182ZM199 87H201V86H199ZM247 87V86H246ZM40 88V87H39ZM72 88V87H71ZM82 88H83V86H82ZM114 88V87H113ZM118 88H119V86H118ZM147 88V89H146ZM149 88V89H148ZM158 88V87H157ZM67 89V90H68ZM74 89V90H73ZM73 89H72V91H69L68 93H66L67 92V90H65L64 91V89H63V92L65 93V94H69V95H73V93H74V91H75V89L76 90H78L77 88H74L73 87ZM94 89H95V87H94ZM101 89H103V88H101ZM100 89V90H101ZM110 89V88H109ZM169 89L173 92V94H172V92L171 91H169ZM180 89V91H178ZM191 89V88H190ZM189 89V90H190ZM194 89V88H193ZM193 89H191V90H193ZM196 89H198V88H196ZM200 89V88H199ZM28 90V89H27ZM41 90H43L42 89V87H41ZM70 90V89H69ZM97 90H99L98 88H97ZM96 90V91H97ZM108 90V89H107ZM139 90V91H140ZM154 89H153V91H155ZM175 92H174V91ZM243 90H244V88H243ZM258 90V91H257ZM33 91V90H32ZM79 91V90H78ZM93 91V90H92ZM91 91V93H93ZM102 91V90H101ZM100 91V92H101ZM103 91H106V90H103ZM102 91V94L104 93ZM163 91V92H162ZM204 91H206V90H204ZM51 92H53V94L51 95ZM77 92V91H76ZM74 93V95L71 97V96H69V97H71V99L70 100H76L77 98H79V99H77L76 101H80V99H81V96L79 95L80 94V92L77 94V93ZM107 92V91H106ZM111 92L112 93H114L113 95L114 96H112V94H111ZM180 93V94H182V95H184L183 93ZM189 92H191V91H189ZM203 92V91H202ZM208 92V91H207ZM235 92V91H234ZM238 92H239V90H238ZM247 93V95H248V92H246L245 90L242 92V94H244V95H242V96H244V97H242L239 93H237V94H239L240 95V97H241V99H239V98H235L236 99V102L237 101H239L238 103H237V105L235 104V107L237 106V108L236 109H240V107L241 106H238V104L239 103H241V102H243V104H245L246 105V112L248 111L247 110V108L249 109V114H247V117L249 118V119H241V117H243V115L240 117L239 115H241V114H244L245 113V111H244V107L240 110L241 111V113H240V111L239 110H237L238 111V113H237V115L239 116V118H240V120H238V118H237V120L240 122L241 120V122L239 123V122H237V123H239V124H237V125H235V126H230V125H232V124H234L233 122H231V124L230 125H228V123L226 122V121H228V122H230L228 119H229V117H231V116H229L228 117V119H227V117L226 116H228V115H226V116H221V115H223L222 113H221V111L222 110H220L221 108H219V106H220V104L219 105H216L219 109H216L217 107L216 106H214V107H216L215 109H214V112L212 113V114H214L215 115V111H218V110H220V114H219V112H217L216 114H217V117H215L214 115L211 117V115L209 114V113H206V115H205V112L203 111V109L205 108L204 106L203 107H201V105H203V104H201L200 106L199 105H196L198 102H197V100L196 101H194V102H197V103H193V101H192V104L193 105H195L196 107V109L195 108H190V109H193L192 111L193 112H195V110H197V108L198 109H200L199 107H201V108H203L202 109V111H203V113H204V115L207 117V118H205V116H203V113H201V109L198 111L197 110V118H198V116H199V114H200V118L202 119V120H200V118H198V120L201 122L202 121V123L200 124L201 126H205V129H207L206 131H205V133L206 132H208V133H204V131H202L201 129V132H203L202 134L204 135H206V136H208V138L205 136V138H204V136H203V139L202 140H206V138H207V140L209 139V141H208V144L207 143H205L203 146H205L206 144V146L204 147V148H206V151L208 150H210V151H212L213 152V150L214 149H216L215 151L216 152H219V150H220V152L218 153V155L217 156H219L220 155V153H222L223 151H221V149L224 147L225 148V146H227L226 148H225V151L227 150H229L230 152H231V148H232V146H233V144H234V142H236L237 143V145H239V146H237L236 145V143L234 144V146L236 145V149H237V147H238V149L239 148H243V146L244 147H246V144H245V142H250L249 141V139L248 140H245L244 139V137H248L249 136V138H251V136H252V138H257L255 141H257V143L255 144V143H252V145L251 144H249V145H251L252 147H250V148H254L253 150H255V148L257 147H260L261 148V150H262V153H264L263 151V149H264V109L263 110H261L260 109V106L262 105V104H264L263 102V100H262V104H260V105H258V104H255L254 102H256V99L258 98V97H256V96H258V94H255V92L253 93L254 94V96H253V98H256V99H253L252 98V101H253V103H252V101H251V99H250V97H252V95L253 94H249V95H251L249 98H246V99H250L249 101L248 100H246L245 99V103H244V101H242V98H243V100H244V98H245V93ZM63 93V95H65ZM72 93V94H71ZM82 93V92H81ZM90 92H88V94H90V95H94L96 92H94V94H91ZM97 93H99V92H97ZM96 93V94H97ZM170 93V94H169ZM186 93V92H185ZM188 93V92H187ZM194 93V92H193ZM211 93V92H210ZM33 94V95H34ZM101 94V95H102ZM108 94V93H107ZM215 97H216V95L217 94H215V93H212ZM31 95V94H30ZM76 95V96H75ZM79 95V96H78ZM100 95V94H99ZM98 95V96H99ZM116 95V96H115ZM182 95H180L181 97H182ZM188 95H190V93H188ZM192 95H194V94H192ZM200 95V94H199ZM202 95V94H201ZM201 95H200V97H201ZM203 95H205V93L203 94ZM206 95H209L210 96V94H207L206 93ZM205 95V97H207ZM246 95V96H247ZM264 95V94H263ZM32 96V95H31ZM78 96V97H77ZM104 96V97H103ZM105 96L106 95H102V97L103 98H105ZM178 96H179V94H178ZM179 96V97H180ZM229 96V95H228ZM227 96V97H228ZM235 96V95H234ZM34 97V96H33ZM67 97H68V95H67ZM66 97V99L68 100V98ZM76 98V99H72V98ZM113 97V98H112ZM151 97V98H150ZM230 97H231V95H230ZM233 97V96H232ZM248 97V96H247ZM84 98V97H83ZM86 98H87V96H86ZM94 98V97H93ZM95 98H97V97H95ZM109 98H107V99H109ZM185 98V97H184ZM196 98H197V96H196ZM210 98V97H209ZM214 98V97H213ZM217 98V97H216ZM220 98V97H219ZM234 98V97H233ZM141 99V100H140ZM145 99H147L146 101V103H151L152 102V107L150 106V104L148 105V107H144V106H146L145 104H144V106H141V104L142 103H144V102H141V101H145ZM150 99V101L151 102H148V100ZM195 99V98H194ZM202 98H200V100H201ZM221 99L223 100L224 98H220V100H219V102H218V100H214L217 104L218 103H220L221 102ZM227 99V98H226ZM228 99H229V97H228ZM238 99V100H237ZM259 99H257V100H259ZM47 100H48V102H47ZM51 100H53V99H51ZM140 100V101H139ZM158 100H160V103H161V100L162 101H164L163 103H164V105L163 106H165V104H166V109H164L165 110V113L163 112V114L162 113H159L158 114V112H157V114H155V112L153 113L151 110L153 109V110H155V106H159V104L157 103V102H159ZM192 100H193V97H192ZM203 100V99H202ZM202 100L200 101V102H202ZM207 100V99H206ZM206 100H203V101H206ZM225 100V99H224ZM224 100H223V102H221V103H223L224 104ZM233 100V99H232ZM231 100V101H232ZM56 101V100H55ZM79 101H78V103L77 104H81V103H79ZM230 101V102H231ZM251 101V102H250ZM35 102V103H34ZM104 102V101H103ZM115 102V103H116ZM185 102H187L186 100H185ZM207 102V101H206ZM213 102V101H212ZM215 102L214 103H212V104H215ZM229 102V101H228ZM235 101L233 102V104L234 103H236ZM172 103V104H173ZM182 103V102H181ZM181 103H179L178 101L176 102V106L173 104V108H176L175 110H177V114L176 113H174V115H173V117H175V115H178L179 113V115L178 116H176V117H178V118H173V117H170L171 118V120H170V118L169 119H167V118H164V119H167L168 120V122H167V124L168 125H170L171 123L170 122H172V118H173V120L174 121H176L177 119H178V121H176L174 124L176 125V131H174V132H176V134L175 135H173L172 133V137H176L174 140L171 138V137H169V138H171L172 140H170L169 139V141L167 140L168 138V136L169 135H167V137H166V141L167 142H163V139L164 138H162V140H160L157 136H158V134L160 133V129L162 128V127H160L159 125V133L157 132V134H156V137H154L153 136V138H154V140L156 139H158V141L157 142H155V146H156V143H160V145H162V148L166 145H168V143H169V145L171 146L172 144L174 145V148L175 147H177L178 146V148L180 149V147L182 146L183 148L182 149H180L179 150V152H185V151H187V150H189L190 151V149L189 148H192L191 147V145L192 144H194V141H195V143H196V140L194 139V138H198V137H201L202 135H200L201 133H199V135L197 134V133H195V135H193L192 134V132H191V130L193 129L192 128V126L191 127H189V128H187L188 127V125H190V123H191V125L192 124H194L195 122V124H197V122H199V121H196L195 120V122L193 121L194 119H193V115H194V118H195V114H196V112H195V114L192 112L191 114H187V110H188V107H186V106H188V105H186L185 104V107H184V105H182ZM189 103V102H188ZM55 104V103H54ZM106 104H108V103H106ZM124 104V105H123ZM137 104H138V108H137V110H139V108L141 107V108H145V109H149L150 110V112H152V113H149V110L147 109V110H145L144 108H143V110H145V111H143L141 108V110H139V111H141V112H138L137 110H136V106H137ZM172 104H171V106H172ZM182 105V106H180V109L178 108V106L179 105ZM183 104H184V102H183ZM191 104V103H190ZM231 104V103H230ZM230 104H228V105H230ZM232 104V105H233ZM102 105V104H101ZM110 105V104H109ZM121 105H123L124 107H121ZM128 105V106H127ZM192 105V106H193ZM231 105V106H232ZM239 105H241V104H239ZM46 106V107H45ZM79 106V105H78ZM125 106H127V107H125ZM130 106H132V107H130ZM140 106V107H139ZM162 106V107H163ZM198 106V107H197ZM206 106V105H205ZM209 106V105H208ZM207 106V107H208ZM223 105L221 104V107H222ZM225 106H227V105H225ZM224 106V107H225ZM242 106H244V105H242ZM80 107V106H79ZM105 107V106H104ZM108 107V106H107ZM106 107V108H107ZM111 107V106H110ZM129 107V108H128ZM154 107V108H153ZM159 107H161V106H159ZM158 107V108H159ZM170 107V106H169ZM211 107V106H210ZM262 107H264V106H262ZM121 108V109H120ZM134 108H135V112H134ZM151 108V109H150ZM186 108H187V110H186ZM213 108V107H212ZM29 109V108H28ZM41 109V110H40ZM114 109H112V110H114ZM169 109V110H168ZM208 109V108H207ZM110 110H111V108H110ZM109 110V111H110ZM133 110V111H132ZM158 110V109H157ZM161 110H162V108H161ZM161 110H159V111H161ZM163 110V111H164ZM185 110L187 111L186 112V115H185ZM223 110H224V108H223ZM234 110V109H233ZM243 110V111H242ZM28 111V112H29ZM42 112H40V114H42ZM112 112V111H111ZM200 112V113H199ZM229 112V111H228ZM29 113V114H30ZM49 113H50V111H49ZM108 113H110V112H108ZM169 114H170V112H168ZM189 113H190V110H189ZM223 113H225V112H223ZM230 113V112H229ZM25 114H27V113H25ZM33 114V113H32ZM44 114H42V115H44ZM113 114V113H112ZM121 114V113H120ZM119 114V115H120ZM150 114V115H149ZM162 114V115H161ZM168 114V115H169ZM193 114V115H192ZM202 114V115H201ZM207 114H208V116H207ZM44 115V116H45ZM114 115V116H115ZM116 115V116H117ZM127 115L125 116V117H127ZM154 115H153V117H154ZM167 115V116H168ZM190 115H192L191 116V118H189V120H188V117L187 116H190ZM235 115V114H234ZM236 115V116H237ZM245 115V114H244ZM49 116V115H48ZM48 116H46V117H43V121H45V119L48 117ZM123 116V115H122ZM121 116V117H122ZM184 116V117H183ZM220 118H219V117ZM26 117H28V116H26ZM30 117V116H29ZM28 117V118H29ZM50 117V116H49ZM117 117H120V116H117ZM152 117V118H153ZM187 117V118H186ZM245 117H246V115H245ZM28 118H25L24 117V119H26V122H27V119ZM112 118H113V115H112ZM127 118H129V117H127ZM129 118V119H130ZM155 118H157L156 120H155V122L157 121V120H159L158 118L159 117H154L153 119H155ZM203 118H204V120H203ZM211 118H212V120H211ZM222 118L223 119H226V120H224V122H226V123H224L223 122V120H222ZM232 118V117H231ZM48 119L49 118H47V120L46 121H48ZM108 119H109V116H108ZM126 119V118H125ZM129 119L127 120L128 121V124H129ZM176 119V120H175ZM190 119H191V121H193V122H190ZM234 119V118H233ZM31 120V117H30V119H29V121ZM34 120V119H33ZM41 120V119H40ZM40 120H39V123H40ZM50 120V119H49ZM106 120V119H105ZM161 120H163V118L161 119ZM32 121V120H31ZM42 121V122H43ZM118 122H121V120L119 121V120H117ZM140 121V120H139ZM151 121V122H150ZM170 121V122H169ZM33 122V121H32ZM31 122V123H32ZM36 122H38V121H36ZM35 122V123H36ZM48 122H50V121H48ZM115 122V121H114ZM122 122H124V120H122ZM141 122V121H140ZM159 121H157V123H158ZM190 122V123H189ZM235 123H236V121H234ZM102 123V122H101ZM106 123V127L108 126L107 125V122H105ZM113 122H111V124H112ZM125 123H126V121H125ZM163 123V122H162ZM173 123V122H172ZM222 123V124H221ZM37 124V123H36ZM100 124V123H99ZM111 124H109V126L111 125ZM116 124H118V123H116ZM141 124V123H140ZM164 124V123H163ZM166 124V123H165ZM173 124V126H175ZM225 124H226V126H225ZM32 125V124H31ZM102 125H103V123H102ZM113 125V124H112ZM138 125V124H137ZM154 125V126H155ZM162 125V124H161ZM33 126V125H32ZM123 125H121V126H119V127H122ZM131 126H132V124H131ZM140 127H142L141 125H139ZM147 126H146V128H147ZM157 126V127H158ZM196 126V125H195ZM52 127V126H51ZM99 127H102V126H99ZM98 127V128H99ZM104 127V130L106 129V127H105V125L103 126ZM135 127L137 128V126L135 125ZM134 127V128H135ZM153 127V126H152ZM163 127H165V126H163ZM171 127H172V125H171ZM198 127V126H197ZM53 128V127H52ZM110 128V127H109ZM113 128V127H112ZM111 128V129H112ZM123 128V127H122ZM121 128V129H122ZM135 128V129H136ZM173 128V127H172ZM188 129L187 131L188 132H191L190 134H192V136H193V139H194V141H193V143H191L192 141H188V139H192V136L191 137H189L190 135H188V136H186V133H184L185 134V136H186V138H188L187 139V141L188 142H186L184 139H183V137H185V136H183L181 133L183 132V131H185L186 129ZM191 128V129H190ZM199 128V127H198ZM204 127H202V129H203ZM117 129V128H116ZM130 129V128H129ZM133 129V128H132ZM140 129V128H139ZM138 129V130H139ZM144 128L142 127V130H143ZM151 129V128H150ZM175 129V128H174ZM174 129H172V130H174ZM190 129V130H189ZM205 129H203V130H205ZM53 130V129H52ZM52 130H50L51 131V133H55L54 131H52ZM95 130V129H94ZM104 130L102 131V132H104ZM110 130V129H109ZM118 130H119V128H118ZM137 130V129H136ZM137 130V132H139ZM141 130V129H140ZM155 130V129H154ZM158 130V129H157ZM172 130H170V131H172ZM56 131V130H55ZM107 131V130H106ZM120 131V130H119ZM164 131H165V129H164ZM192 131H194V130H192ZM197 131V130H196ZM96 134H97V127H96ZM100 132H101V128H100ZM107 132H109V131H107ZM107 132H104L105 134H110V132L109 133H107ZM130 132H131V129H130ZM161 132H162V129H161ZM166 132V131H165ZM165 132H163V133H165ZM188 132H187V134H188ZM200 132V131H199ZM244 132H246V133H248V134H245ZM12 133H14V132H11V134ZM156 133V132H155ZM163 133L162 134H159V135H163ZM5 134V133H4ZM3 134V135H4ZM96 134H93V137H94V135H95V137H97L99 134L100 135H102L101 133H99L98 135H96ZM196 134H197V136H196ZM244 136V137H242V135ZM10 135V134H9ZM8 135V136H9ZM18 135V134H17ZM20 135V134H19ZM47 135H48V133H47ZM47 135H46V137H47ZM51 134H49V136H50ZM111 135H112V133H111ZM135 135V134H134ZM15 136V135H14ZM43 136H45V135H43ZM54 135L52 134V136H50V138L51 137H53ZM104 136V135H103ZM108 136V135H107ZM106 136V137H107ZM110 136V135H109ZM195 136V137H194ZM20 137L22 138V140L25 138V136H19L18 138L20 139ZM40 137H42V136H40ZM39 137V138H40ZM112 137V136H111ZM111 137H107V138H111ZM134 137V136H133ZM165 137V136H164ZM8 138V137H7ZM10 138V137H9ZM44 138V137H43ZM54 138V137H53ZM92 138V137H91ZM100 138V137H99ZM106 138V139H107ZM14 139V141H11V142H15L16 140L15 139H17V138H13ZM12 139V140H13ZM49 139V138H48ZM89 139H90V136H89ZM92 139H95V138H92ZM97 139V138H96ZM95 139V140H96ZM104 139H105V137H104ZM129 139V138H128ZM127 139V140H128ZM192 139V140H193ZM200 139V140H201ZM10 140H11V138H10ZM9 140V141H10ZM22 140H19L18 142H21ZM25 140V139H24ZM108 140V139H107ZM107 140H106V142H107ZM135 140V139H134ZM154 140H152V143H153V141ZM198 140V139H197ZM200 140H198L197 142L199 143H201V141ZM207 140L206 141H202V144H203V142H207ZM254 139H251V141H253ZM53 141H55V139H53ZM97 141V140H96ZM102 141H104V140H102ZM111 141H112V139H111ZM165 141V140H164ZM183 141V142H182ZM245 141V142H244ZM99 142V141H98ZM128 142H129V140H128ZM130 142H132V140H130ZM129 142V143H130ZM136 141H133L132 143L134 144ZM147 142H148V140H147ZM172 142V143H171ZM191 144H190V143ZM105 143V142H104ZM109 143V142H108ZM107 143V144H108ZM111 143H113V142H111ZM131 143V144H132ZM151 143V142H150ZM151 143V144H152ZM171 143V144H170ZM183 143V144H182ZM188 143V144H187ZM198 143H196V144H198ZM238 143H240V144H238ZM106 144V143H105ZM116 144V143H115ZM131 144H130V146H131ZM146 144V143H145ZM149 144V143H148ZM185 144H187V146L185 145ZM201 144V145H202ZM256 145V147H253V145ZM109 145H112V144H109ZM108 145V146H109ZM126 145H127V143H126ZM140 145V144H139ZM157 145H159V144H157ZM168 145V148L170 147ZM185 147H184V146ZM195 145V144H194ZM194 145H192L193 147H194ZM200 144L199 145H195V146H201ZM209 145V146H208ZM241 145V146H240ZM248 145V146H249ZM105 146V145H104ZM112 146H114V145H112ZM111 146V147H112ZM136 146L138 147V145L136 144ZM188 146H190L189 148H188ZM234 146H233V148H234ZM107 147V146H106ZM127 147V146H126ZM134 147H135V144H134ZM133 147V148H134ZM137 147H135V148H137ZM150 148L148 149V146L146 147L147 149H148V151L150 152V155L148 154V153H146V156L147 155H149V157L151 156V158L153 157V154L155 155L158 151H160L159 150V148H161V146H157V152L156 153H154L155 151L154 150H151V149H153L152 148V146H149ZM209 147H211L210 149H208ZM71 148H75V147H71ZM70 148V149H71ZM139 148V147H138ZM156 148V147H155ZM154 148V149H155ZM161 148V149H162ZM165 148H167V147H165ZM173 148V149H174ZM178 148L177 149H174V150H178ZM195 148V147H194ZM198 148V147H197ZM199 148H201V147H199ZM213 148V149H212ZM223 148V149H224ZM230 148V149H229ZM249 147H248V149H247V147H246V151L248 150V154H249V156L250 155H252V156H250L251 158L253 157V154H254V156H256V158H258L259 157V162L261 163V164H258L257 162H258V160L254 157V158H250L248 155H247V153H245L246 151L245 150H242L246 155L245 156H247L246 158H245V156H242V155H244V154H242L243 152H241V156L242 157H244L245 159L244 160H248V161H244L243 160V158L242 157H240V151L239 150H237V151H239L238 153H239V155L236 153L237 151H233V153H236L237 154V156H236V158L238 157V159H240L241 158V160H242V163L243 164H245L246 166H247V164L249 163V161H251L250 162V164H251V166L253 167L254 165H256L255 163H257V165H258V168H257V166H254V168H256V169H261V168H259L260 166H262V167H264L262 164H264V163H262V162H264V156L259 152V151H261V150H255V151H253V150H251ZM260 148H258V149H260ZM263 148V149H262ZM127 149V148H126ZM128 149H130V148H128ZM127 149V150H128ZM144 149V148H143ZM143 149H140V150H143ZM146 149V150H147ZM164 149V148H163ZM162 149V150H163ZM171 149H172V146H171ZM172 149V151H174ZM212 149V150H211ZM249 149H250V151H249ZM73 150H75V149H73ZM72 150V151H73ZM127 150H124V152H126ZM131 150V152H132V149H130ZM130 150H129V152H130ZM136 151L135 152H133L134 153V155H133V153L131 154H129V152H127L128 154H129V156L131 157V159H132V161H134V162H136L137 163V160L139 161V163H140V159H141V157H140V154L139 153H141V151L138 153V151L139 150H137V149H135ZM145 150V151H146ZM168 150V149H167ZM166 149H165V152L167 151ZM185 150V151H184ZM195 151L196 152V150H199V149H196L195 148V150L192 148L191 149V151ZM232 150H235V149H232ZM71 151V150H70ZM113 151V150H112ZM112 151L110 152L111 153V156H114V154H112ZM116 150H114L113 152H115ZM144 151V150H143ZM153 151V152H152ZM171 151V152H172ZM190 151V152H191ZM208 151H207V154H208ZM55 153H56V151H54ZM123 152V153H124ZM147 152V151H146ZM162 152V151H161ZM160 152V153H161ZM165 152H164V154H165ZM190 152H188L187 151V157H188V153H190ZM194 152V153H195ZM201 152L203 153V154H206V152L204 153V150H201ZM249 152H253L252 154H250ZM256 154H255V153ZM50 153H52L51 151H50ZM94 154H95V152H93ZM120 153H122V152H120ZM135 153H137L136 155H135ZM175 151L174 152H172L171 154L172 155H174L175 156ZM178 153V152H177ZM176 153V154H177ZM257 153L260 155H262V156H257ZM53 154V153H52ZM97 154V153H96ZM124 154H126V153H124ZM124 154H122V155H124ZM143 154H144V156H145V153L143 152ZM159 154V153H158ZM162 154V153H161ZM167 154V153H166ZM170 154V148H169V151H168V156H170L171 155ZM181 153H179L178 155H180ZM186 154V153H185ZM223 154V153H222ZM228 154H230V153H228ZM227 154V155H228ZM51 155V154H50ZM58 155V154H57ZM109 154H107V156H108ZM115 155H117V154H115ZM171 155V157H173ZM177 155V156H178ZM184 154H182L181 156H183ZM190 155H192V154H190ZM231 155V154H230ZM230 155H228V156H230ZM49 156V155H48ZM94 156V155H93ZM102 156V155H101ZM100 156V157H101ZM132 156H134V157H132ZM136 156V157H135ZM142 156V155H141ZM143 156V157H144ZM155 156H157V154L155 155ZM155 156H154V159H152V160H155ZM162 156H164V155H162ZM161 156V157H162ZM167 156V157H168ZM177 156H176V159H177ZM181 156H179V157H181ZM204 156V155H203ZM210 157V155H207V157ZM212 156H214V154L212 155ZM212 156H211V158H212ZM228 156H226V157H228ZM50 157V156H49ZM57 157H60V155L59 156H57ZM62 157V156H61ZM95 157H96V155H95ZM94 157V158H95ZM117 157V156H116ZM126 156L124 155V157H123V159L125 158ZM158 158L160 157L159 155L157 156ZM156 157V158H157ZM170 157V158H171ZM190 157V156H189ZM192 157V156H191ZM205 157V156H204ZM222 157V156H221ZM248 157L251 159H248ZM260 157H262V158H260ZM97 158V157H96ZM101 158H103V157H101ZM104 158H106V157H104ZM135 158H137L136 160H134ZM140 158V159H139ZM151 158H148V156H147V159L148 160H150ZM217 158V157H216ZM231 158H232V156H231ZM235 158V157H234ZM45 159V158H44ZM110 159H112V158H110L109 157V159H108V157H107V160L106 161H110ZM117 159V158H116ZM119 159V158H118ZM126 159V158H125ZM130 159V158H129ZM160 159V158H159ZM167 159V158H166ZM175 159V160H176ZM183 159H184V157H183ZM190 159V158H189ZM219 160H221L220 159V157L218 158ZM256 160V161H252V160ZM263 161H262V160ZM39 160H41V159H39ZM66 160H68V159H66ZM90 160V159H89ZM120 160H122V159H120ZM168 160H170V159H168ZM207 160H210L211 161V159H208L207 158ZM217 159H215V161H216ZM240 160V161H241ZM42 161V160H41ZM49 161H51V160H49ZM48 161V162H49ZM94 161V160H93ZM97 161H98V159H97ZM103 161H104V159H103ZM123 161V160H122ZM122 161H117L116 160V162H115V159H114V157H113V165H115L114 163H118L119 162V164L121 163V165H122ZM125 161V160H124ZM123 161V162H124ZM151 161V160H150ZM159 161V160H158ZM204 161H206V160H204ZM218 161V160H217ZM222 161V160H221ZM227 161V160H226ZM237 161V160H236ZM38 162V161H37ZM46 162V161H45ZM62 162V161H61ZM66 162V161H65ZM95 162V161H94ZM99 162V161H98ZM101 162V161H100ZM105 162V161H104ZM128 162H129V164H131V163H133V162H131V160L129 161H127V164H128ZM149 161H146V164L148 163ZM153 162V161H152ZM151 162V163H152ZM168 162V161H167ZM170 162V161H169ZM173 162H174V159H173ZM189 162V161H188ZM207 162V161H206ZM214 162V161H213ZM246 162H247V164H246ZM252 162H255V163H253L252 164ZM64 163V162H63ZM66 163H68V162H66ZM65 163V164H66ZM74 163H76V161H74ZM73 163V164H74ZM92 163V162H91ZM103 163V162H102ZM110 163H112V160H111V162ZM136 163H134L135 165H136ZM150 163V164H151ZM209 163V162H208ZM210 163H212V162H210ZM237 163H239L238 164V168H239V170H237V171H242L243 173L244 172H246V171H248L250 168H251V170L253 171H251L252 173H253V175H252V173H250V171H248L250 174H249V176H254V175H256V176H254V177H258V176H260L262 173V170H263V168L261 169V172H260V170H259V175H257L258 173H257V171H256V173L254 174V170H253V168L249 165V167H247V169H246V167L245 168H243L242 167V163L240 164V162H237ZM40 164V166H41V163H39ZM97 165H95V166H98V163H96ZM107 164V163H106ZM105 164V165H106ZM109 164V163H108ZM123 164H125V162L123 163ZM129 164H128V167H126V164H125V166H124V168H126V171H127V168H130L131 166H132V164L130 165V167H129ZM133 164V165H134ZM145 164V166H147ZM154 164V163H153ZM166 164V163H165ZM169 164V163H168ZM213 164H216V162L215 163H213ZM213 164H211V165H213ZM231 164H233V163H231ZM230 164V165H231ZM236 163L234 162V164L233 165H235ZM76 165V164H75ZM74 165V166H75ZM99 165H100V163H99ZM102 166L101 167H99L100 168V170H101V168L104 166L103 164H101ZM112 165V166H113ZM121 165H118V164H116L115 166H113V167H116V168H114V171L116 172V171H118V169L120 170V167H121ZM139 164L137 163V166H132L133 168H135L136 169V167L138 168V170L139 169H141V171L139 170V171H136L138 174H140V175H136L137 173L136 172H134V170L132 171V167L130 168L131 169V171H130V174H131V176L133 175H135V177L134 178H130L131 176H130V174L129 173H127V172H124L125 170H124V168H123V165H122V170H120V171H122V173L124 172V173H126L125 174V176H126V178L127 177H129V178H127V181L126 180H124V177H122L123 178V180H122V178H121V180L122 181H125L124 182V185L123 186H121L120 184H123V183H119V185H120V187H122L123 188V190H125L126 189V191L124 192V195L123 194H121V189L120 188H118V187H115L114 189H115V191L116 192H118L119 191V189H120V193L118 194V193H116L117 194V198H119V199H117L116 201H118V202H115L114 201V199H113V201H112V199L110 200V199H108L107 198V202H106V197H108L110 194V192L108 193V191L109 190H106V189H104L105 191H107L106 193L107 194H109V195H107V196H105V192L104 191H102V192H100L101 193V196H102V198H101V200H103L104 198H103V195L105 196V202L107 203V205H108V207H109V209L108 208H106V204H105V202L104 201H101L100 202V200L99 199H97V197H96V193L97 192H99V191H97L96 193L94 192V193H92V194H95V197H96V199L97 200H94V201H97V202H95L94 204H93V201H91V200H93V199H89L88 197V199L86 198V197H83L82 199L83 200H85V199H87V200H85L84 202L85 203H87L86 201H88V200H90V203L88 202L86 205H85V207L87 206V207H89L88 205L90 204L91 206L90 207H92V205L94 206V208H99L98 210L97 209H95V210H97L98 212L100 211V209H101V207H102V209L101 210H103V208H104V205H105V209L106 210H110V208H112L111 209V215H110V217L112 216V218H110L109 217V214H110V212H107L106 213V210L104 209L103 211H102V214L104 215V214H106V215H104L105 217H106V219H108L110 222H111V220H112V222H113V224H114V227H116V226H119L120 227V229L118 228V230H120L119 232V234H118V232L117 231H115L118 235H121V237H119V238H121V239H119V240H121L122 241V244L120 245V244H118V246L120 245L121 246V248H120V252L118 253V255L116 254V252H114V254H116V255H114V257L115 258H111L110 259V261H108L107 263H106V261H107V259H109V256L112 254H110V255H108V253L110 252H108L107 253V255H108V258L106 257V256H104V259H106V261H105V263H103L102 262V260H101V262L102 263H100V264H264V228H261L258 232H252V233H254V234H251L250 232H247V233H249L248 235H247V233L246 232H244V233H246V235L245 236H243V235H241L242 237H239V238H237L236 240H233L232 242L230 241V242H225L224 243V241H223V243H209V244H206V245H198L197 247H195V246H193L192 245V247L189 249V251H188V249H185V250H187V251H185L186 253L185 254H183L184 253V251H183V249H181V251H183V252H179V250L177 251L176 249H175V252L173 251V250H170L169 252L170 253H167L168 252V236L166 235V237H165V233L166 232H164V231H167V229L169 228V226H167L168 224V220H167V222H165V220L167 219V217H170L171 215H173V214H175V212H178L179 211V213L182 211H188V208L190 207V208H192V206L195 204V203H193L192 201H191V198H190V195L188 194V195H186V196H189V200L190 201H188V199H187V201H182V196H181V198H180V200H179V197H178V200L179 201H182V202H180V203H178L179 201L177 200V202L175 203L174 201V199H173V196H171L172 198L171 199H173L174 201H172L171 199H169L170 201H172V203L173 204H171L168 200V202H166L165 201V199H164V203H166L165 205H167V208L165 207V209H167V212L165 211V214H162L163 216H161L160 217V225H159V229H158V231H160V233H161V235H160V233H158V232H155V233H157V234H159L161 237H160V239H162V240H160L161 242H160V244H159V246L158 245H156V243L154 244V243H149V240L147 241L149 244H151V245H148L147 244V246H145V250L143 249V251H140L138 248H137V250L135 251V250H133L134 251V254H135V256L134 257H132V250L131 249H133V247L134 246H132L131 247V242H130V224H131V221L133 220V218H134V216L135 215H137L138 214V212L141 214L142 213V211L143 210H145L148 206L150 207V205L153 203V201L152 200H150V202H151V204H150V202H149V200L147 201V200H144L143 199V201L147 204V203H149L148 205H146L147 207H145L144 205H145V203L143 204L141 201H142V199L140 200V198H145V199H148L147 198V196L145 195V194H152V193H150L149 191L148 192H144V191H142V190H144V188L147 186L146 184V186L142 189V187H141V189L142 190H140L141 191V193L140 194H137V193H134V191L136 190L138 193H139V189H140V187L138 188L137 187V184H139V183H137L136 184V186L135 187H137L135 190H134V188L132 187V186H134L135 184H133L132 185V183H136V181H135V179H136V177H140L138 180H141L142 181V177L144 176V178H145V175H143L142 176V174L140 173V172H143L142 171V169L144 168H142L141 167V163H140V165L138 166ZM152 165V164H151ZM204 165V164H203ZM206 165H208L207 163H206ZM205 165V166H206ZM210 165V164H209ZM260 165V166H259ZM29 166V165H28ZM43 166V165H42ZM117 166H118V168H117ZM143 166V165H142ZM214 166V165H213ZM33 167V166H32ZM107 167V166H106ZM109 167H110V165H109ZM109 167H107V169H104V167L102 168V170L103 171H105V170H107V172L106 173H104V174H106V176H107V174H108V176H107V178L109 177V176H111V175H109L110 174V171H113V169L111 170V168L108 170V168ZM141 167V168H140ZM151 168H152V166H150ZM149 167V168H150ZM212 167V166H211ZM242 167V168H241ZM77 168V167H76ZM237 168V169H238ZM26 169H28L27 167H26ZM33 169V168H32ZM78 169V168H77ZM116 169V170H115ZM231 169V168H230ZM242 169V170H241ZM245 169H246V171H245ZM31 170V169H30ZM144 170V169H143ZM233 170V169H232ZM231 170V171H232ZM235 170L236 169H234V171L233 172H235ZM27 171H29V170H27ZM109 171V172H108ZM113 171V172H114ZM128 171V172H129ZM148 171V170H147ZM146 171V172H147ZM211 171H212V169H211ZM214 171V170H213ZM264 171V170H263ZM32 172V171H31ZM136 173V174H134V173ZM146 172H145V174H146ZM29 173H30V171H29ZM35 173H36V171H35ZM121 173V174H122ZM133 173V174H132ZM152 173V172H151ZM239 173H241V172H239ZM101 174V173H100ZM103 174V175H104ZM111 174H113L112 172H111ZM118 174H120L119 173V171H118ZM120 174V175H121ZM127 174H129V175H127ZM213 174V173H212ZM212 174H211V178H212ZM215 174V173H214ZM213 174V175H214ZM124 175V174H123ZM122 175V176H123ZM264 175V174H263ZM28 176V175H27ZM46 176V175H45ZM101 176V181H99V182H96L95 183V185L96 186H94V184H93V186L94 187H92L93 189L94 188H97L98 186H99V184L101 183V182H103V183H101L100 185L102 186L101 188L103 189V188H107L108 189V186L109 185H111V186H109V189L110 188H113L114 187V185H116L117 186V184L118 183H116L115 182V180L114 179H112V181L110 180V178L112 177H110V178H108V180H107V178L105 177V180H104V178H102V174L100 175ZM99 176V177H100ZM105 176V175H104ZM147 176V175H146ZM246 177H248V176H246ZM33 178H36V177H33ZM38 178V177H37ZM36 178V179H37ZM51 178V177H50ZM70 178V177H69ZM114 178H115V176H114ZM213 178H215V175H214V177ZM259 178V177H258ZM263 177L262 176H260V179H259V181H263V179H262ZM25 179H27L26 177H25ZM35 179V180H36ZM99 180V178H96V181H98ZM103 179V180H102ZM120 179V178H119ZM131 179H133V182H132V180ZM151 179H153V178H151ZM209 179V178H208ZM247 179V178H246ZM245 179V180H246ZM249 179V178H248ZM253 179V178H252ZM251 179V180H252ZM28 180V179H27ZM35 180L33 181V182H35ZM40 180V179H39ZM55 180V179H54ZM71 180V179H70ZM95 180V179H94ZM114 180V181H113ZM118 182L120 181V180H118V179H116ZM137 180V179H136ZM138 180H137V182H138ZM154 180V179H153ZM152 180V181H153ZM156 180V179H155ZM254 180V179H253ZM25 181V180H24ZM29 181H30V178H29ZM43 181V180H42ZM41 181V182H42ZM50 181H52V179H50L49 180V182ZM58 181V180H57ZM109 181V183H107ZM110 181L113 183H115V184H110ZM122 181H120V182H122ZM150 181V180H149ZM26 182V181H25ZM36 182H39V181H36ZM41 182H39L40 184H41ZM48 182V183H49ZM54 182V181H53ZM55 182H56V180H55ZM143 182V181H142ZM210 182H211V180H210ZM209 182V183H210ZM212 182H213V179H212ZM238 182V181H237ZM257 182V181H256ZM28 183V182H27ZM31 183V182H30ZM62 183V182H61ZM60 183V184H61ZM92 183H94L93 181H92ZM92 183H91V185H92ZM106 183V184H105ZM208 183V182H207ZM260 183V182H259ZM258 183V184H259ZM264 183V182H263ZM17 184V183H16ZM16 184H15V186H16ZM19 184V183H18ZM35 184V183H34ZM44 184V183H43ZM42 184V185H43ZM56 184V183H55ZM58 184V183H57ZM63 184V183H62ZM62 184H61V186H62ZM85 184V183H84ZM83 184V185H84ZM106 186H104V185ZM109 184V185H108ZM141 184V183H140ZM149 184H151V182L149 183ZM212 184V183H211ZM242 184V183H241ZM23 185V184H22ZM28 185V184H27ZM26 185V186H27ZM31 185H32V183H31ZM31 185H30V188H31ZM47 185V184H46ZM51 185V184H50ZM86 185H88V184H86ZM90 185V186H91ZM108 185V186H107ZM113 185V186H112ZM118 185V186H119ZM246 185V184H245ZM257 184H255L254 186H256ZM261 185V184H260ZM263 185V184H262ZM49 186V184L47 185V187ZM58 186V185H57ZM89 186V187H90ZM139 186V185H138ZM208 186H210V184L208 185ZM233 186H234V184L233 185H231L230 186V188L232 187L233 188ZM237 186H238V183H237ZM28 187V186H27ZM36 187H37V185H36ZM46 187V188H47ZM50 187V186H49ZM48 187V188H49ZM59 187V186H58ZM81 187L82 188H85L84 186H82L81 185ZM89 187H88V189H89ZM235 187V186H234ZM257 187H258V185H257ZM263 187V186H262ZM16 189L17 188H20V187H15ZM44 188H45V185H44ZM61 188V187H60ZM99 188H100V186H99ZM98 188V189H99ZM118 188V189H117ZM147 188H150V187H147ZM147 188H145V190H148ZM154 188V187H153ZM156 188V187H155ZM176 188V187H175ZM208 188V187H207ZM231 188V189H232ZM238 188H240V187H238ZM242 188V187H241ZM245 189H246V186L244 187ZM248 188V187H247ZM12 189H13V187H12ZM15 189V190H16ZM21 189V188H20ZM22 189H23V187H22ZM21 189V190H22ZM26 189V188H25ZM34 190H35V192H37L36 191V189L35 188H33ZM40 189V188H39ZM42 189V188H41ZM40 189V190H41ZM81 189V188H80ZM79 189V190H80ZM90 189H91V187H90ZM93 189H91V190H93ZM234 189V188H233ZM232 189V190H233ZM237 189V188H236ZM245 189H243L242 188V191H241V189H239L240 190V194H239V192H237L238 190H236V191H232V194H236L235 196L238 198V196L239 195H241L242 193H243V191L245 190ZM249 189H251L250 187H249ZM260 189V188H259ZM264 189V188H263ZM33 190V191H34ZM38 190V189H37ZM49 190V189H48ZM77 190V189H76ZM86 190V189H85ZM100 190V189H99ZM113 189H111L110 191L111 192H113V194H114V190L112 191ZM118 190V191H117ZM153 190V189H152ZM157 190V189H156ZM156 190H153V191H156ZM173 191H174V193H175V190L174 189H172ZM171 190V191H172ZM253 190V189H252ZM11 191V190H10ZM20 190H18V192H19ZM27 191V190H26ZM33 191H31V192H33ZM54 191V190H53ZM55 191H56V189H55ZM55 191H54V193H55ZM82 191V190H81ZM87 191V190H86ZM96 191V190H95ZM101 191V190H100ZM135 191V192H136ZM164 191V193H165V191H167V190H163ZM168 191H170V189L168 190ZM172 191V192H173ZM258 191V190H257ZM256 191V193H258ZM259 191H262V190H259ZM16 192V191H15ZM20 192H22V191H20ZM19 192V195L21 194ZM28 192V191H27ZM30 192V194H28V196L30 195L31 196V194L33 195V193H31ZM42 192V190L40 191V193ZM45 192V191H44ZM44 192H42V195L41 194H39V195H41V197L43 196V193ZM57 192V191H56ZM77 192V191H76ZM91 192V191H90ZM89 192V193H90ZM122 192V193H123ZM171 192V193H172ZM205 192H207V191H205ZM227 192H228V190H227ZM233 192H236V193H233ZM244 192H248V193H250V191H244ZM251 192H254V191H251ZM13 193H14V191H13ZM23 193H24V190H23ZM29 193V192H28ZM49 193V192H48ZM52 193V192H51ZM79 193V192H78ZM145 193V194H144ZM154 193V192H153ZM180 193V192H179ZM178 193V194H179ZM237 193H238V195H237ZM259 193H261V192H259ZM11 194H12V192H11ZM15 194V193H14ZM14 194H13V196H14ZM17 194V193H16ZM50 194V193H49ZM85 194V193H84ZM83 194V195H84ZM112 194V195H113ZM131 194H132V196L134 197V195H140L139 197V201L141 202V204H140V202H139V206H138V202L136 201V200H134V199H137L138 200V198L135 196L134 197V199L132 198V196H131ZM142 194V195H141ZM143 194L145 195V197H143ZM148 194V195H149ZM155 194H156V192H155ZM166 194V193H165ZM177 194V195H178ZM246 194V193H245ZM244 193H243V195H241V196H239V197H241V198H243L242 196H244L245 195ZM25 195V194H24ZM76 195H78V194H76ZM75 195V196H76ZM112 195H110V198L112 197ZM115 195V194H114ZM113 195V197H115ZM160 195H161V197L163 198V197H165V196H162V194H161V192H160ZM169 195V194H168ZM172 195H174V194H172ZM180 195V194H179ZM201 195V194H200ZM234 195H232V199H230V200H234L235 201V199H236V197L234 196ZM253 195V194H252ZM257 195V194H256ZM17 195H15V197H13V198H19V196L18 197H16ZM21 196V195H20ZM25 196H27V195H25ZM36 197H33V199L35 198V200L36 199H38V197L39 196H37V195H35ZM47 196H49V195H47ZM46 196V197H47ZM51 196V195H50ZM55 196V195H54ZM79 196H80V194H79ZM91 196V195H90ZM130 196V197H129ZM153 197H154V195H152ZM155 196H158L159 197V193H158V191H157V195H155ZM175 196H176V194H175ZM196 198H198V196L199 195H197L196 194ZM255 196V195H254ZM12 198L11 196H9V194H8V198ZM24 197V196H23ZM22 197V198H23ZM41 197H39V201H40V198ZM45 197V195H44V197H42V198H46ZM53 197V196H52ZM59 197H61V196H59ZM82 197V195L79 197V198H81ZM95 197H93V198H95ZM112 197V198H113ZM158 197H154V198H157L158 199ZM192 197V196H191ZM235 197V198H234ZM247 197V196H246ZM9 198V199H10ZM21 198V197H20ZM41 198V200L43 201H46V199H42ZM50 198V197H49ZM64 198V197H63ZM133 200H132V199ZM154 198H151L150 197V199H154ZM167 198H169L168 196H167ZM175 198V197H174ZM184 198V197H183ZM186 198H188V197H186ZM186 198H184V200L186 199ZM194 198H195V196H194ZM200 198V197H199ZM230 198H231V192H230ZM244 198H245V196H244ZM250 198V197H249ZM251 198H253V197H251ZM25 199V198H24ZM30 198H26L25 200H29ZM31 199H32V196H31ZM30 199V200H31ZM52 199V198H51ZM54 199L56 200L57 199V201H54L53 200V202L51 201L50 203H53V204H50L49 203V201H48V205H47V202H45L46 203V209H44V211L43 212H41L39 215H43V213H45L46 215H48V216H46L45 215V217H44V215L42 216V217H38V218H40V219H42V220H39V219H37L36 217H37V214H36V211L37 210H35L34 208L36 207L35 205H34V203L33 204H31V203H27V206H26V208H24L23 206H22V208H20V205L17 207V209L18 208H20V209H22L23 210V213H24V215L26 214V216H25V218L22 216L23 214L21 213V211L20 212H18V214H17V216L19 215V213H21V216H22V218H24L23 220H24V222L22 221V219L21 218H19V217H21V216H16V213L14 214V215H12V217L15 219H17V220H14V222H11V221H13V220H11L10 219V216H11V213L9 214L8 212H9V210H8V212L6 213V211H5V214H2V215H0V238L3 236L4 238L6 237V239H9V238H13V237H18V239H20L21 240V238L23 237V238H25L26 239V237L24 236V235H26V233H28L27 231H29V233L34 229L32 226H35V225H38V224H45V226L46 225H50V226H52V228L54 229V227L55 226H53V224L54 225H56V222H57V224L58 223H61L62 222V220H64V219H67V220H70V218H72V215H70L69 216V214H67V212H72L71 214H76L75 212H77V211H75V212H73V210L72 211H69L72 207H70V206H66V205H68V204H64V200L62 201L61 200V203H59V199H58V195H57V198L56 197H54ZM64 199H66V198H64ZM78 199V198H77ZM131 201L130 203H131V205H130V203H129V200ZM157 199L156 200H154V201H157ZM176 199H177V197H176ZM19 200V199H18ZM49 200V199H48ZM68 200H71V199H68ZM76 200V199H75ZM80 200V199H79ZM160 200V202L161 201H163V200H161V199H159ZM196 200V199H195ZM195 200H193L194 202H195ZM198 200V199H197ZM237 200V199H236ZM12 201V200H11ZM15 201V200H14ZM19 201H21L22 202V200H19ZM42 201H40V202H42ZM43 201V202H44ZM72 201V200H71ZM110 201H112L110 204H108V202H110ZM132 201H135V203L134 202H132ZM238 201V200H237ZM248 201H250V202H252L251 200H248ZM23 202H25V201H23ZM27 202V201H26ZM25 202V203H26ZM31 202V201H30ZM32 202H35V201H32ZM40 202L38 203L39 205H40ZM55 202H57V203H59V204H55V205H59L60 206V210H61V208L64 210V206H66V208L67 207H69V208H65L66 210H64V213H65V215H63V211H61L60 213H58L59 212V210L57 209V213H56V215L54 216V210H55V212H56V206L54 207V203ZM66 202H68V201H66ZM73 202V201H72ZM83 202V203H84ZM99 202V203H98ZM102 202H104L103 204H102ZM123 202V203H122ZM136 202H137V205H135V206H133L134 204H136ZM236 202V201H235ZM45 203H43V204H41V205H45ZM69 203H70V201H69ZM79 203H81V201L79 202ZM82 203V204H83ZM97 203H98V206H100V207H97V206H95V205H97ZM102 205H101V204ZM132 203H134V204H132ZM163 203V202H162ZM162 203H161V205H162ZM20 204V203H19ZM29 204H30V206H29ZM38 204H37V206H38ZM64 205V206H62V205ZM126 205V206H124L125 207V210H122V207H121V205ZM128 204H129V206H128ZM143 204V205H142ZM169 204H171L172 205V207L170 208V205ZM175 204H177V205H175ZM249 204V203H248ZM2 205H4V204H2ZM18 205V204H17ZM22 205V204H21ZM24 205H26V204H24ZM73 205V204H72ZM168 205H169V208L170 209H168ZM192 205V206H191ZM5 206V205H4ZM32 206V207H31ZM35 206V207H34ZM112 206V207H111ZM133 208H132V207ZM141 207V206H144L143 207V210H141V208H139L140 209V211H139V209H137L138 207ZM153 206H156L155 204L153 205ZM189 206V207H188ZM195 206V205H194ZM193 206V207H194ZM40 207V206H39ZM54 207V208H53ZM64 207V208H63ZM78 207V206H77ZM83 207V206H82ZM188 207V208H187ZM209 207V206H208ZM212 207L213 206H211V209H212ZM3 208V207H2ZM1 208V206H0V209H2ZM6 208H7V204H6ZM42 208V207H41ZM53 208V209H52ZM130 208V209H129ZM131 208H132V210H131ZM145 208V209H144ZM187 208V209H186ZM189 208V209H190ZM250 208V207H249ZM10 209V208H9ZM17 209H14V210H17ZM38 209V208H37ZM40 209V208H39ZM43 209V208H42ZM42 209H40L41 211H42ZM69 209V210H68ZM83 208H81V211L83 212V210H82ZM85 209V208H84ZM93 209V208H92ZM163 209V208H162ZM186 209V210H185ZM210 209V208H209ZM4 210H6V209H4ZM33 210V214H32V216H30L31 215V211ZM47 210H49V211H47ZM79 210V209H78ZM86 210H88L87 208L84 210V211H86ZM120 210L122 211V212H120ZM191 210V209H190ZM249 210V209H248ZM12 211V210H11ZM52 211H53V213H52ZM97 211H94V213H96ZM124 211V212H123ZM2 212V211H1ZM4 212V211H3ZM15 212V211H14ZM34 212H35V214H34ZM53 214H51V213ZM88 212V211H87ZM250 212V211H249ZM62 213V214H61ZM100 213H101V211H100ZM99 213V214H100ZM109 213V214H108ZM144 213H145V211H144ZM154 213V212H153ZM164 213V212H163ZM184 213V212H183ZM13 214V213H12ZM61 214V215H60ZM73 214V215H74ZM78 214H79V212H78ZM82 214V213H81ZM81 214H79V215H81ZM86 214V213H85ZM93 214V213H92ZM91 213H87V215L86 216H88L87 218H90V216H91V218H92V220L94 221H92V220H90V222H92V224H90V223H88L89 221V219H86V223H85V221H84V224H83V227H80V228H82V229H85V228H87V230H89L91 227L93 228V227H100L101 225H103L101 222L102 221H100V219H101V216H102V214L101 215H98L97 213L95 214V215H98L99 216V219L96 221V219L98 218V216H97V218L95 217L94 218V216L92 215ZM155 214V213H154ZM27 215L29 216L28 218H27ZM33 215H36V217L35 216H33ZM60 215V216H59ZM79 215H78V218H79ZM83 215H84V213H83ZM83 215H81V216H83ZM90 215V216H89ZM169 215V216H168ZM16 216V217H15ZM59 216V217H58ZM104 216H102V219H103V217ZM142 216H144V214L142 215ZM146 216H147V213H146ZM152 216V215H151ZM151 216L149 215L148 217H150V219H151ZM186 216V214L184 215V217ZM31 217H33V219L34 218H36L37 220V222L38 223H35V219L33 220ZM46 217H48V218H46ZM68 217H70L69 219H68ZM75 217V216H74ZM77 217V216H76ZM84 218H85V216H83ZM108 217V218H107ZM153 217V216H152ZM183 217V216H182ZM90 218V219H91ZM136 218H138V216L136 217ZM145 219L147 218V217H144ZM26 219V220H25ZM77 219V218H76ZM75 219V220H76ZM81 219V218H80ZM79 219V220H80ZM101 219V220H102ZM104 220V221H107V222H109L108 220ZM111 219V220H110ZM155 219V218H154ZM159 219V218H158ZM169 219V218H168ZM11 220V221H10ZM28 220H30L29 222H28ZM72 220V219H71ZM83 220V219H82ZM138 220V219H137ZM149 220V219H148ZM41 221V222H40ZM88 221V222H87ZM100 221V222H99ZM136 221V220H135ZM139 221V220H138ZM151 221H153L152 219H151ZM157 221V220H156ZM156 221H154V222H156ZM171 221V220H170ZM8 222H11V224L10 223H8ZM40 222V223H39ZM68 222V221H67ZM99 222V223H98ZM109 222V223H110ZM111 222V223H112ZM164 222H165V225H164ZM63 223V222H62ZM94 223V224H93ZM104 223V222H103ZM147 223V222H146ZM146 223H145V225H146ZM65 224V222L63 223V225ZM81 223H79L78 224V222H77V227H78V225H80ZM99 224H100V226H99ZM113 224H111V225H113ZM153 224H155V223H153ZM59 225V224H58ZM57 225V226H58ZM61 225V224H60ZM107 225H109V224H107ZM138 224H136V226H137ZM152 225V224H151ZM45 226H41V227H43V229L39 226V227H37L36 226V229L37 230H39V228H41V231L42 230H46L44 227ZM49 226V227H50ZM56 226V227H57ZM104 226H105V224H104ZM110 226V225H109ZM135 226V227H136ZM138 226H140V225H138ZM137 226V227H138ZM154 226V225H153ZM156 226V225H155ZM155 226L154 227H150V229H153V228H155ZM165 228H164V227ZM55 227V228H56ZM96 228L97 229V231H100V230H98V229H100L101 227H103V226H101L100 228ZM149 227V226H148ZM47 228V227H46ZM91 228V229H92ZM104 228V227H103ZM103 228H101V229H103ZM133 228V227H132ZM131 228V229H132ZM145 228V227H144ZM147 228V227H146ZM95 229V228H94ZM136 229H138V228H136ZM139 229H141V228H139ZM142 229H143V227H142ZM149 229V228H148ZM166 229V230H165ZM31 230V231H30ZM37 230H34L35 231V234H38L36 231ZM49 230H51V228L49 229ZM81 230V229H80ZM86 230V229H85ZM154 230V229H153ZM155 230H156V228H155ZM33 231V232H34ZM40 231V232H41ZM78 231H79V228H78ZM84 231V230H83ZM83 231H81L82 233H83ZM92 232L94 231V230H91ZM101 231H103V230H101ZM105 231V230H104ZM103 231V232H104ZM108 231V230H107ZM106 231V232H107ZM111 231V230H110ZM110 231H109V233H110ZM135 231V230H134ZM136 231H138L139 232V230H136ZM141 231V230H140ZM145 231L146 232H148L146 229H145ZM152 231V230H151ZM168 231H169V229H168ZM168 231H167V233H168ZM32 232V233H33ZM80 232V234H82ZM87 232H89V231H86V233ZM91 232V233H92ZM102 232V233H103ZM142 232V231H141ZM144 232V231H143ZM79 233V232H78ZM85 233V232H84ZM86 233L84 234V235H86ZM95 233V232H94ZM94 233H92V234H94ZM97 233V232H96ZM111 233H112V231H111ZM149 233H151V232H149ZM148 233V234H149ZM152 233H154V232H152ZM151 233V234H152ZM79 234V235H80ZM90 234V233H89ZM138 234V233H137ZM251 234V235H250ZM2 235V236H1ZM97 235V234H96ZM107 235H108V233H107ZM139 235H141L140 233H139ZM147 235V234H146ZM159 235H158V237L157 238H159ZM8 236V237H7ZM27 236V235H26ZM76 236H78V235H76ZM81 236H83V235H81ZM91 236V235H90ZM94 236V235H93ZM98 236V235H97ZM105 236V235H104ZM109 236V235H108ZM110 236H112V235H110ZM110 236H109V238H110ZM135 236V235H134ZM138 236V235H137ZM150 236V235H149ZM92 237V236H91ZM140 237V236H139ZM144 237H146V236H144ZM22 238V239H23ZM78 238V237H77ZM80 238V237H79ZM88 238V237H87ZM93 238V237H92ZM96 237H94V239H95ZM108 238V239H109ZM138 238V237H137ZM28 241H29V239H30V234H29V236H28ZM33 238L31 237V239L30 240H32ZM91 239V238H90ZM89 239V240H90ZM94 239H92V240H94ZM97 239V238H96ZM140 239V238H139ZM139 239H138V241H139ZM148 239V238H147ZM1 240V239H0ZM10 240H12V239H10ZM9 240V241H10ZM16 239H14L13 238V241H15ZM78 240V239H77ZM113 240H114V238H113ZM115 240H117V239H115ZM137 240V239H136ZM153 240V239H152ZM154 240H156L155 238H154ZM2 241H3V238H2ZM5 241V240H4ZM12 241V242H13ZM23 240H21V242H22ZM27 241V240H26ZM28 241H27V243H28ZM76 241V240H75ZM143 241V240H142ZM142 241H139L140 243L142 242ZM144 241H146L145 239H144ZM157 241V240H156ZM226 241V240H225ZM1 242V241H0ZM25 242V241H24ZM83 242V241H82ZM110 242H111V240H110ZM114 242V241H113ZM133 242V241H132ZM139 242H138V244H136V246L138 245L139 246ZM216 242H218V241H216ZM3 243V242H2ZM23 243V242H22ZM78 243V242H77ZM117 243H118V241H117ZM144 243H146V242H144ZM158 243H159V240H158ZM157 243V244H158ZM25 244V243H24ZM81 244V243H80ZM83 244H85V242L84 243H82V245ZM115 244H116V242H115ZM154 244V245H153ZM1 245V244H0ZM88 244H86V246H87ZM111 245H112V243H111ZM117 245V244H116ZM141 245V244H140ZM146 245V244H145ZM156 245V246H155ZM114 246V245H113ZM112 246V247H113ZM190 247V246H189ZM115 248V247H114ZM131 248V249H130ZM107 251V250H106ZM114 251V250H113ZM115 251H118V249H116ZM176 252H179V253H177L176 254ZM103 254H104V252H103ZM105 254H106V252H105ZM133 254V255H134ZM116 259V260H115ZM93 260V259H92ZM97 259H95V261H96ZM100 260V259H99ZM94 260H93V262H95ZM104 261V260H103ZM89 262H91L90 260H89ZM93 262H92V264H93ZM97 262H95V264H96ZM91 264V263H90Z\"/></svg>",
    "mask_w": 264,
    "mask_h": 264
}]
</instances>
